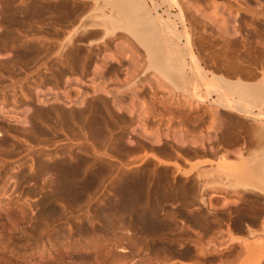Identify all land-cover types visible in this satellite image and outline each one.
<instances>
[{"label": "rangeland", "instance_id": "rangeland-1", "mask_svg": "<svg viewBox=\"0 0 264 264\" xmlns=\"http://www.w3.org/2000/svg\"><path fill=\"white\" fill-rule=\"evenodd\" d=\"M7 1H9V2H7ZM45 1H47V2H45ZM80 1V2H79ZM205 1V2H204ZM241 1L242 0H240V4H243L245 7H243V5H242V7H243V9L245 10H238V6L237 7H234V8H236V9H233V8H231L230 7V4H228L229 3V1L228 0H211V3H209L210 2V0H209V2H208V0H184L183 2H186L185 3V5H189V6H186L187 8H188V11H189V9H190V11L188 12L189 14H190V16H192V18H189L190 20H191V22L193 21V26L194 27H196L197 26V24L199 25V26H197V28H196V30L194 31V33H193V35H194V38H193V40L196 42V44H195V49L197 48V46H198V50L196 49V51L198 52L200 49V53H199V55L201 56L202 55V53H203V55L201 56L202 58H203V61H206L207 63H203L204 64V66H206V67H208L209 66V63L211 62L210 60H212L213 58V62H214V64H212V63H210L211 64V67H208V69H210V68H212V66L213 67H215L216 66V69H215V71L218 69L219 70V68H223V67H220V65H221V63L220 62H222L223 63V65H225L226 63H225V61L221 58L222 57V55L224 56V55H227V54H229V55H231V57L233 56L232 54H234V56L232 57L233 58V60H235L234 62L238 65V62H239V65L240 66H242V67H245V68H247V69H252L251 71L250 70H248L249 72H251V73H253L255 70H256V68H257V72L259 73V76H260V72H259V69H258V67H259V63H257V61L259 60V56H261L260 55V53L262 52V51H264V46H263V44L264 43H262V42H264V41H262L261 40V38H260V36H259V38H258V34H259V32H261V29H262V27L264 26V0H243V2L241 3ZM7 2V3H6ZM43 2V3H42ZM83 2H85L86 3V1H84V0H0V119L2 118V117H4V118H2V120H4V121H2V120H0V205L2 204V205H6V204H8V203H17V204H19L21 207H23V209L25 210V212L26 211H28V212H26L27 214V216H26V219H22V221H21V217H20V211L19 210H17V209H15V211L11 214L13 217V220L15 221V224H16V229H13V230H11V229H1L0 230V241H2V243L4 244V246L6 245V247H4V246H2L3 248H5V256L6 257H8L6 260L8 261V263L9 264H11V262H12V264H24V263H26V262H28V261H30V260H32V259H35L36 258V256H38V255H40V253H41V250L43 251L44 250V252L46 253L45 255H50L51 254V252H53L54 251V249L55 250H58L60 253H63L64 251H65V249L66 248H68V246H69V243H70V245L72 244V248H71V246L69 247L70 248V251H69V257H70V259H69V257H67L69 260H68V262H67V258L65 259V261L64 262H66L67 264H76L77 262L80 264L81 263V261H80V256H81V254H84V252L85 253H90V252H86V250L85 249H91L92 250V252L95 254V252L94 251H97V250H94V247H95V245H97L96 243H98L97 242V240H100L99 241V243L98 244H101V246L103 245V247H107V246H109V247H117V245H116V240L114 241V228L112 229H109L110 227L108 226V223H107V220L105 219V216L107 215V216H109L108 214H113L114 212V214L115 215H117L116 217H118L117 219H116V226L118 227V229H117V227L115 226V228L117 229L116 231H119V232H116V234H118L117 236H120L121 237V235L120 234H122V237L124 238V240L123 239H119V241H121V245H122V247H127V249L129 250V247H131L130 248V253H131V256H130V254H129V258H131V259H139V258H141L142 256L141 255H139V254H141V252H142V255H144V254H146V255H148L149 257L151 256V259H152V261H156L155 262V264L157 263V264H166V262H165V260H164V255L166 256V258L168 259V258H170L169 260L171 261H177V263L176 264H180L179 263V261H182L183 259H179V258H177L176 259V257H175V259L173 258V257H171V256H169L168 257V252H160L162 255H163V257H162V255H161V257H160V255H158V257L156 256V255H153L152 254V252L151 251H148V248L150 247V246H152V244H150V243H154V244H156V243H158V242H165V241H175V238H176V235H172L171 233L172 232H175V229L173 228L174 226L173 225H171L172 223H175V222H178L179 221V219H182V217H180L179 216V208H180V205H177L178 203H183V200H185V199H187V200H185L184 201V204H181L182 206H188L187 208L189 209H191V211L192 212H195V211H199V210H201V212L202 211H204L207 215L210 213V216H214L213 214L215 213V212H217V210H218V208L217 207H228V206H234L235 208H233V209H230V210H238V209H240V208H242V207H244V208H247V209H249V208H251V209H253V208H256V209H258V210H262L263 208H264V195L262 194V193H260V191L259 190H255V191H253L252 192V190H249V191H245V190H241L240 192L239 191H237V192H233L232 190H231V188L230 189H228V187H227V189H224V187H222L221 188V185H219L218 186V184H226V182L224 181V179H225V177L223 176V175H219L218 173L216 174V175H213L212 177H210L208 174H210V172L212 173V171H214L215 173H216V169L215 168H217V165H218V163H219V158L224 154V155H227L228 154V156L230 157V159L232 158V159H235L236 158V156L234 155V153H232V150L235 148V150H233V152H237L239 149V147L240 146H245V144H247L244 148H245V152H249V151H252V152H249V154H248V152L247 153H245V157H246V160H247V163H250V162H254V166H256L255 165V161H257L256 163L258 164V163H261V161L263 162L264 161V148H263V146H261V147H258L257 148V146L255 147L254 146V144L253 143H249V145L250 146H252V147H255V148H257L256 150H255V148H252V149H249V147H248V142L246 143V140L245 139H247V141H249L248 140V138H250V140H252L251 139V137H252V135H251V133H250V135L249 136H247V134H245V133H243L242 134V137L243 136H245V139L243 140L242 139V141L240 142V144H232L233 143V141H234V133L235 134H237V132H236V128H238L237 127V125H238V123H236V121L232 118V120L234 121V125L232 124H230V123H224L225 124V126H223L222 124H220V120L218 119V118H216V120H214L209 114H210V112H211V110L210 109H208L207 110V107L206 108H202V109H198L197 111H190V115H191V118L192 117H194V116H197V115H199L200 116V114L202 113V115H203V117H205V122H203V123H201L200 124V126L199 127H195L192 123H188V125L186 124V125H180L181 123H180V121L179 120H175L174 121V123H172V125L171 124H168V123H166V121L168 120V117L165 119L166 121H164V123L161 121V120H159V118L161 117L160 115H158V113L159 114H161V113H163V114H165V115H167L168 113H170V112H177V113H180V114H183V112L184 113H187V111L188 110H190L189 108H190V105H189V102H188V105L187 106H185V107H179V106H176L175 104H173V103H170V99H172V101H176V100H179V97H177V96H175V95H171V94H169V95H167V92L165 93L164 91H162V90H158L155 94H154V92H151L148 88V90L147 89H145L141 94H139L138 95V98L135 100V104H136V108H138L137 110H135V113H134V117H133V115H130V117H129V114L128 113H126L125 112V110L122 112H120V110H118V111H116L117 110V107H116V105L114 104V102L112 103L111 101H113L112 100V98H109V97H107L105 94V96L104 95H102L101 93H98L97 94V92L96 93H93V91L94 90H92V88H90L88 85H81V84H78L77 82H69V81H67V80H69V78H78L79 76H83V80H85V81H87V84L89 83L90 84V82L88 81L89 79H90V77H92V71H93V69H94V66L96 65V63L98 64V63H100L101 62V58L104 56V54H106V53H113V50L114 51H117V49H114L115 47H116V44H117V42L119 43V42H121L122 40H124L125 38L123 37H121V39H120V37L118 38V39H112V40H110V41H108V43L109 44H107V45H105V44H99V45H103V46H99L98 44H95V45H91V47H89L90 45H84L83 43H85L81 38H79V39H77L76 40V44L75 45H69L68 47H67V49H65V46L67 45L66 43V41H67V39L65 38V37H68V35H69V33H71V31H72V29L75 27L76 28V25H78L79 27H80V25L81 24H83L82 22H80L79 21V23H77L78 22V19H80L81 18V16L83 15V14H81V16H78L79 14H78V12H76V14H77V16H78V18H77V16L76 15H70L69 13H71L73 10H71L70 11V9L73 7L74 8V10L76 11H78V8L77 7H75V6H77L78 5V7H79V5H81ZM90 2V4L92 3V1H89ZM216 2V3H215ZM13 3V4H12ZM32 3V4H31ZM39 3H40V5H39ZM50 3V4H49ZM54 3V4H53ZM61 3H63V4H61ZM71 3H73V4H71ZM94 3V2H93ZM205 5H203V4ZM207 3V4H206ZM209 3V4H208ZM215 3V4H214ZM6 4V5H5ZM9 4H11V5H9ZM34 4V5H33ZM61 4V5H60ZM68 4V5H67ZM200 4H202V5H200ZM212 4H214V6L215 5H217L218 7H219V9L221 10L220 12H219V15H220V17L222 18V19H228V18H230V20L232 21V19L233 20H235V18H237L238 19V22H239V24L241 25L240 26V32H241V34H239V36H237V38L240 40H238L240 43H241V47L239 46V48H238V52H236V50L235 49H237V48H233V50L235 51H231L230 49H228V48H226V46L224 45V44H226L227 42H225V41H227L228 40V42H230V35L228 36H225V34H223V33H220L219 32V30H216V28L217 27H215V25L214 24H212L211 22L212 21H210L209 19L207 20V19H205L206 20V22H204L205 20L202 18V16L201 15H203V17H205V16H207L208 17V15L211 13V11H212V9H211V11H208V9L210 10V7H212L213 5ZM4 5V6H3ZM8 5H9V8H8ZM36 5V6H35ZM43 5H44V7H43ZM46 5V6H45ZM49 5V6H48ZM50 5H51V7H50ZM72 5H75V6H72ZM92 5V4H91ZM90 5V6H91ZM200 5L201 6V8H199L201 11H203V7L205 8V10L203 11V12H201L200 11V13H201V15H200V13H199V9L197 8L198 6ZM210 5V6H209ZM247 5H249L250 7H248ZM33 6V7H32ZM56 8H54V7ZM59 6H61L60 8H59ZM199 6V7H200ZM203 6V7H202ZM7 7V8H6ZM45 7H47V10H46V8ZM49 7H50V9H49ZM53 7V8H52ZM64 7V8H63ZM68 7H71V8H69L68 9ZM6 8V9H5ZM22 8V9H21ZM72 8V9H73ZM77 8V9H76ZM198 10H197V9ZM249 8V9H248ZM21 9V10H20ZM27 9V10H26ZM33 9H37L36 11L35 10H33ZM41 11H40V10ZM42 9H44V10H42ZM53 9H54V11H53ZM59 9V10H58ZM232 9V10H231ZM250 10V11H248V10ZM253 9H256L257 11H255V10H253ZM9 10V11H8ZM25 10V11H24ZM45 10H46V12L48 13V15H47V17H46V12H45ZM56 10H57V12H56ZM66 10V12H64ZM70 12H69V11ZM207 10V11H206ZM251 10H252V12L253 13H251ZM6 11V12H5ZM15 11V12H14ZM19 11V12H18ZM22 11V12H21ZM24 11V12H23ZM34 12V13H32V12ZM50 11V12H49ZM51 11H53L52 13H51ZM198 11V12H197ZM261 11V12H260ZM4 12V13H3ZM29 12V13H28ZM36 12V13H35ZM43 12V13H42ZM62 12H64V14L65 15H67V14H69V15H67L68 17H66L64 14H62ZM69 12V13H68ZM191 12V13H190ZM210 12V13H209ZM255 12V13H254ZM6 13V14H5ZM17 13H18V15H17ZM40 13V14H39ZM50 13H51V15H50ZM80 13V12H79ZM207 13H208V15H207ZM224 14V16H222L223 14ZM234 13V14H233ZM237 13V14H236ZM263 13V14H262ZM16 16H15V15ZM28 14V15H27ZM31 14V15H30ZM58 14V15H57ZM96 14V13H95ZM206 14V15H205ZM251 14V15H250ZM253 14V15H252ZM256 14V15H255ZM15 16V19L19 16V18L21 19H19L18 18V20H20L21 21V23H20V21H19V23H18V21H17V19L15 20L14 18H13V16ZM30 15V16H29ZM32 15H34V16H32ZM45 15V16H44ZM54 15V16H53ZM57 15V16H56ZM63 15V16H62ZM205 15V16H204ZM237 15V16H236ZM10 16V17H9ZM30 18H29V17ZM40 16V17H39ZM189 16V15H188ZM189 16V17H190ZM194 16V17H193ZM200 16V17H199ZM244 16V17H243ZM261 16V17H260ZM43 17V18H42ZM59 17H62V18H60L59 19ZM64 17L67 19H64ZM226 17H228V18H226ZM28 18H29V20H28ZM32 18H34V19H32ZM41 19V20H39V19ZM46 18H47V20H46ZM51 18H53V19H51ZM55 18V19H54ZM72 18H74V20L72 19ZM202 18V19H201ZM219 19L220 21L222 20V19ZM243 18V19H242ZM57 19V20H56ZM70 19V20H69ZM241 19V20H240ZM13 20H15V22H17L18 24H16V25H18V26H16L15 24H14V22H13ZM22 20H24V21H22ZM37 20V21H36ZM63 22H62V21ZM69 20V21H68ZM89 20H90V17H89ZM88 19H87V21H88V23H87V21H85V24H90L89 22L90 21H92V19L89 21ZM196 20V21H195ZM1 21H3V22H1ZM27 21H29L28 23H27ZM50 23H49V22ZM65 21V22H64ZM67 21V22H66ZM204 22L205 24H207V27H205V26H203V25H201L200 24V22ZM208 21H210V22H208ZM223 21V20H222ZM245 23H244V22ZM23 22V23H22ZM59 22V23H58ZM73 22H74V24H73ZM248 22V23H247ZM254 22H255V24H254ZM56 23V24H55ZM69 23H72V24H68ZM92 23V22H91ZM231 24H232V22H230ZM6 24H7V26H6ZM22 26H20V25ZM25 24V25H24ZM50 24V25H49ZM58 24H60L59 26H57ZM63 24V25H62ZM65 24V25H64ZM212 24V25H211ZM257 24V25H256ZM24 25V26H23ZM56 27H54V26ZM71 25V26H70ZM73 25H75V26H73ZM211 25V26H210ZM244 25V26H243ZM250 25V26H249ZM5 26V27H4ZM27 26V27H26ZM62 26H64V27H62ZM69 26V27H68ZM77 26V27H78ZM253 26H255L256 28H257V30H256V28L255 27H253ZM58 27V28H57ZM68 27V28H67ZM199 27V28H198ZM203 27V28H202ZM213 27V28H212ZM18 28V29H17ZM20 28V29H19ZM67 28V29H66ZM207 28V29H206ZM242 28H244V29H242ZM261 28V29H260ZM10 29V30H9ZM26 29V30H25ZM55 29V30H54ZM67 31H66V30ZM208 29H210V30H208ZM218 29V28H217ZM16 30H18V31H16ZM22 30V31H21ZM71 30V31H70ZM209 32H207V31ZM211 30H212V33H211ZM215 30V31H214ZM231 30V34L233 33V34H235L234 32H232V30H233V28H231L230 29ZM21 31V32H20ZM53 31V35H51L50 36V34H52L51 32ZM69 31V33H67ZM248 31H250V32H248ZM5 32H10V33H8V35H10L9 36V38H8V36L6 37V36H4V35H7V33H5ZM56 32V33H55ZM61 32V33H60ZM64 32V33H63ZM200 34H199V33ZM206 32V33H205ZM214 32V33H213ZM216 32V33H215ZM218 32V33H217ZM246 32V33H245ZM257 32V33H256ZM23 33V34H22ZM205 33V34H204ZM210 33H211V35H210ZM221 35H224L223 36V38L221 39V37L222 36H220V34ZM245 35H244V34ZM2 34H4V35H2ZM61 34V35H60ZM196 34V35H195ZM202 34H203V36H202ZM214 35V37L217 39H214V37H212L213 35ZM217 34V35H216ZM218 34H219V37H220V39L217 37L218 36ZM247 34H248V36H247ZM261 34V33H260ZM24 35V36H23ZM59 37H58V36ZM64 35V36H63ZM67 35V36H66ZM201 35V36H200ZM18 36V37H17ZM57 38H56V37ZM199 36V37H198ZM205 36V37H204ZM208 36H210V37H208ZM241 36H243V37H241ZM247 36V37H246ZM19 37H21V38H19ZM25 37V38H24ZM29 37V38H28ZM54 37V38H53ZM60 37H63L62 38V40H61V38ZM228 37H229V39H228ZM5 38H6V40H5ZM19 38V39H18ZM60 38V39H59ZM202 40H201V39ZM204 38H205V40H204ZM211 38V39H210ZM212 38H213V40H212ZM226 38H227V40H226ZM246 38V39H245ZM248 38V39H247ZM11 39V40H10ZM55 39H57V41L55 40ZM195 39H197L198 40V42H197V40H195ZM208 39V40H207ZM219 39V40H218ZM232 39V38H231ZM259 39V40H258ZM65 40V41H64ZM125 40H129V39H125ZM124 40V41H125ZM199 40H201V41H199ZM204 40V41H203ZM211 40V41H210ZM221 40V41H220ZM223 40V41H222ZM225 40V41H224ZM6 41V42H5ZM11 41V42H10ZM34 41V42H33ZM54 41V42H53ZM81 41H83V43L81 42ZM247 41V42H246ZM257 41H261V43L262 44H259V43H257ZM1 42H2V44H1ZM5 42V43H4ZM29 42V43H28ZM33 42V43H32ZM60 42V43H59ZM62 42V43H61ZM64 42H65V44H64ZM78 42V43H77ZM129 42H130V40H129ZM202 42H203V44H202ZM206 42V43H205ZM208 42V43H207ZM211 42H213V43H211ZM218 42V43H217ZM245 42V43H244ZM249 42V43H248ZM252 42V43H251ZM254 42H256V43H254ZM32 43V44H31ZM40 45H39V44ZM83 45H82V44ZM221 43H222V45H221ZM244 43V44H243ZM251 44V45H249L248 46V44ZM31 44V45H30ZM43 44V45H42ZM49 44V45H48ZM59 44V45H58ZM60 44H63V45H65L64 47L62 46V45H60ZM81 44V45H80ZM132 44V45H131ZM131 44H130V48L132 49V51H133V49H134V53H136V55L138 56V57H140V60H138V65H140V66H144V65H147V61H146V57H145V54H144V50L142 49V48H140V46L139 47H137V45L134 43V42H132V40H131ZM135 44V45H134ZM208 44V45H207ZM211 44H214V45H211ZM228 45V47H229V45H230V43H227ZM30 45V46H29ZM42 45V46H41ZM54 45V46H53ZM78 45V46H77ZM109 45V46H108ZM112 45V46H111ZM201 45V46H200ZM207 45V46H206ZM218 45H220V46H222V48L220 47V46H218ZM244 45V46H243ZM256 45V46H255ZM3 48H2V47ZM36 46V47H35ZM44 46V47H43ZM48 46V47H47ZM51 46V47H50ZM52 46H53V48H52ZM57 46V47H56ZM58 46H59V48H58ZM77 46V47H76ZM83 46V47H82ZM86 46V47H85ZM209 46H210V48H209ZM214 47V49H213V47ZM246 46H248V47H246ZM253 46V47H252ZM255 46V47H254ZM262 46V47H261ZM31 47V48H30ZM39 47V48H38ZM50 47V48H49ZM54 47H56L59 51L57 52V49L55 48L54 49ZM61 47V48H60ZM63 47V48H62ZM89 49H88V48ZM96 47V48H95ZM102 47V48H101ZM111 47H113V48H111ZM212 47V48H211ZM220 47V48H219ZM244 47V48H243ZM249 47H251V48H249ZM261 47V48H260ZM41 48H43V49H41ZM70 48V49H69ZM71 48H78V50H80V51H78V50H76V51H78V55L76 54V56H78L77 58H74L75 60H73V59H71L70 60V62H72V60L74 61V62H72V63H69V64H66L65 63V61H64V59H62L61 57H59L58 55L62 52V51H64L63 52V55H64V53H65V55H67V52H68V49L69 50H71ZM116 48H118V47H116ZM136 48V49H135ZM141 49V51H138V50H140ZM202 48H204V49H202ZM206 48V49H205ZM229 48H231L232 49V47H229ZM243 48V49H242ZM246 48H248V49H246ZM253 48V49H252ZM262 48H263V50H262ZM62 49V50H61ZM64 49V50H63ZM92 49V50H91ZM98 51H97V50ZM108 49V50H107ZM209 49H211V50H209ZM220 49V50H219ZM26 50V51H25ZM35 50V51H34ZM45 50V51H44ZM49 51V52H47V51ZM55 50V53H57V54H55L54 55V53H53V51ZM61 50V51H60ZM75 50H73V52L75 51ZM87 52H86V51ZM96 50V51H95ZM109 50H111V51H109ZM205 50V51H204ZM212 50L213 51H216V52H213L212 53ZM222 50H224V51H222ZM226 50H228V51H230V52H228V51H226ZM243 50V51H242ZM247 50V51H246ZM249 50H250V52L253 50V52H251L252 53V55L254 56H252L251 55V53L249 52ZM256 50V51H255ZM258 50H260V51H258ZM262 50V51H261ZM24 51H25V53H24ZM43 51V52H42ZM75 51V52H76ZM82 51H83V53H82ZM105 51V52H104ZM206 51H208V52H206ZM211 51V52H210ZM218 51V52H217ZM240 51V52H239ZM258 51V52H257ZM19 52V53H18ZM26 52L28 53V52H30V53H28L27 55L28 56H26L25 57V55L23 56L22 54L24 53V54H26ZM36 52H37V54H36ZM41 52V53H40ZM70 52V54H71V52H72V50L71 51H69ZM73 52H72V55H73ZM87 53L86 55H83V54H85V53ZM97 52H98V54H97ZM226 52H228V53H226ZM246 54H245V53ZM248 52V53H247ZM260 52V53H259ZM35 55H34V54ZM50 53H51V55H50ZM52 53H53V55H52ZM81 53V54H80ZM95 53H96V55H98V56H96L95 55ZM104 53V54H103ZM115 53V52H114ZM217 55H216V54ZM224 53H226V54H224ZM232 53V54H231ZM235 53H236V55H235ZM239 53V54H238ZM21 54V55H20ZM42 54H46V56L45 55H42ZM140 54V55H139ZM213 54V55H212ZM222 54V55H221ZM248 54V55H247ZM259 54V55H258ZM20 55V56H19ZM30 55V56H29ZM38 55V56H37ZM52 56L51 58H48L49 56ZM81 55V56H80ZM142 55V56H141ZM216 55V57H212V56H215ZM221 55V56H220ZM229 55H227V56H224V59H225V57H227L225 60H228L229 62H230V64L232 63L233 64V60H232V58H230V56ZM244 55V56H243ZM251 57H250V56ZM257 55V56H256ZM17 56V57H16ZM22 56V57H21ZM34 56V57H33ZM40 56V57H39ZM47 57V59L45 58V57ZM59 58H61V59H57L58 57ZM80 56V57H79ZM85 56H87V57H85ZM204 56V57H203ZM207 56H209V58L207 57ZM218 56V57H217ZM241 56V57H240ZM250 58H249V57ZM24 57H25V59H24ZM39 57V58H38ZM83 57H85V59H86V61H85V59H84V62L82 61V62H80V60H82L83 59ZM91 59H90V58ZM94 57V58H93ZM146 59H145V58ZM205 57H207L206 59H205ZM210 57H212L211 59H210ZM229 57V58H228ZM238 57V58H237ZM16 58H17V60H16ZM19 58V59H18ZM29 58V60H27ZM31 58H32V60H31ZM34 58V59H33ZM37 58H38V61H37ZM43 58H45V59H43ZM80 58V60H79V62L77 63V65H76V62H77V60ZM143 58V59H142ZM215 58H216V60H215ZM222 59V61H220L221 59ZM234 58H236L237 59V61H236V59H234ZM248 58V59H247ZM88 59V60H87ZM97 59V62L95 61ZM100 59V60H99ZM205 59V60H204ZM220 59V60H219ZM239 59V60H238ZM240 59H242L241 61H240ZM36 60V61H35ZM42 60V61H41ZM45 60V61H44ZM64 62L63 64H64V67H65V69H62V67H63V64L61 65V62L62 61ZM90 60H92V61H90ZM93 60H94V62H93ZM145 60V61H144ZM215 60V61H214ZM247 60V62H245ZM13 61H15L14 63H12ZM26 61V62H25ZM59 61H60V64H59ZM76 61V62H75ZM99 61V62H98ZM125 61H127V60H125ZM124 60L122 61V63H121V65L125 62ZM144 61V62H143ZM208 61H210V62H208ZM227 61V64L229 63ZM250 61V62H249ZM256 61V62H255ZM260 61V60H259ZM258 61V62H259ZM19 62V63H18ZM23 62V63H22ZM92 62V63H91ZM96 62V63H95ZM241 62V63H240ZM18 63V64H17ZM43 63V64H42ZM81 63H83L82 65H81V67L79 66ZM128 63V62H127ZM127 63H124L122 66L121 65H118V64H116V63H110V67H109V71L110 72H113V71H116V74H117V77H118V79L119 78H121L120 80H122V82L120 81V82H118V83H120V85L117 83V85H116V83L114 84L113 82H108V89H111V88H115V89H118V88H120V89H125L124 88V84L125 83H127L126 81H128V80H132V78L134 77L133 75H131L132 76V78H130V76H128V75H126V73L125 72H127L126 70H127V66H128V64ZM225 63V64H224ZM247 63V64H246ZM22 64V65H21ZM25 64V65H24ZM44 64H46V65H44ZM54 64V65H53ZM71 64H72V66H74V67H72L71 66ZM219 65V66H217V65ZM243 64V65H242ZM249 64V65H248ZM254 65V66H252V65ZM257 66H256V65ZM7 65V66H6ZM41 65V66H40ZM57 65V66H56ZM60 65V66H59ZM66 65V66H65ZM70 65V66H69ZM116 65V66H115ZM124 65H126V67L124 66ZM245 65V66H244ZM246 65L248 66V67H246ZM53 66V67H52ZM68 66V67H67ZM83 66H84V68H83ZM91 66V67H90ZM112 66V67H111ZM121 68H120V67ZM222 66V65H221ZM250 66V67H249ZM8 67V68H7ZM10 67V68H9ZM46 67V68H45ZM50 69H49V68ZM63 67V68H64ZM72 68L74 71L76 70V72H74L73 70H72V72L74 73V74H72V72L70 71L71 69H69V68ZM88 67V68H87ZM145 67V66H144ZM48 68V69H47ZM54 70H53V69ZM69 70H68V69ZM114 68V69H113ZM125 68V69H124ZM58 69V70H57ZM59 69H61V70H59ZM84 69L85 70H87V71H84ZM90 71H89V70ZM120 70V73H119V70ZM214 69L212 68V69H210V70H213L214 71ZM52 70H53V72H52ZM55 70H57V71H55ZM68 70V71H67ZM78 70V71H77ZM80 70H81V72H80ZM254 70V71H253ZM55 71V72H54ZM60 73H59V72ZM64 71V72H63ZM67 71V72H66ZM85 72V74H84V72ZM118 71V72H117ZM220 71V70H219ZM59 74H58V73ZM62 72L64 73V75H61L62 74ZM65 72H66V75H65ZM80 72V73H79ZM82 72H83V74H82ZM87 72H88V74H87ZM217 72V71H216ZM221 72V71H220ZM52 73V74H51ZM57 73V74H56ZM256 72H254V74H255ZM258 73H256L257 75H258ZM51 74V75H50ZM72 74V75H71ZM78 74V75H77ZM90 74H91V76H90ZM120 74V75H119ZM138 74V73H137ZM55 76V78L57 79L58 77V79L56 80V82H57V84L55 83V81H54V76ZM57 75H59V76H57ZM76 75V76H75ZM85 75V76H84ZM123 75V76H122ZM127 76V78H126V76ZM152 75V76H151ZM257 75H255V78H259V76H257ZM57 76V77H56ZM65 76H67V77H65ZM78 76V77H77ZM109 75L107 74V76L106 77H108ZM125 76V77H124ZM251 76H253L254 77V75H251ZM250 76V77H251ZM257 76V77H256ZM61 77V78H60ZM150 77H153V74H150V75H148V78H150ZM252 77V78H253ZM51 78V79H50ZM66 79V80H64V79ZM109 78V77H108ZM108 78H106L107 80H108ZM125 78V79H124ZM130 78V79H129ZM147 78V77H146ZM251 78V79H252ZM255 78H253V79H255ZM257 78V81H256V79L255 80H250V78H244L246 81H249V82H251L252 81V83H258L259 81V79ZM61 81H60V80ZM127 79V80H126ZM248 79V80H247ZM125 82H124V81ZM143 80H145V79H143ZM42 81V82H41ZM50 81V82H49ZM64 81V82H63ZM52 82V83H51ZM60 82V83H59ZM62 82V83H61ZM124 82V83H123ZM45 83V84H44ZM53 83H55V84H53ZM65 83V84H64ZM70 83V84H69ZM122 83H123V85H122ZM51 84V85H50ZM53 84V85H52ZM25 85V86H24ZM52 86V87H50V86ZM73 85H74V88H73ZM80 85V86H79ZM56 86V87H55ZM67 86V87H66ZM71 86H72V88H71ZM78 86V89L79 88H82V89H79V93H78V89L76 88ZM88 88H87V87ZM115 86H118V87H115ZM63 87V88H62ZM83 87H85V88H83ZM24 88V89H23ZM70 88H71V90H70ZM49 89H50V91H49ZM53 89V90H52ZM21 90H22V92H21ZM32 90V91H31ZM67 90V91H66ZM126 90V89H125ZM77 93H76V92ZM80 91L82 92H84V93H80ZM148 91V92H147ZM14 92V93H13ZM24 92V93H23ZM31 94H30V93ZM58 92V93H57ZM67 94H66V93ZM91 92V93H90ZM162 92V93H161ZM40 93V94H39ZM54 93V94H53ZM56 93V94H55ZM69 93V94H68ZM127 93V94H126ZM13 94V95H12ZM26 94V95H25ZM33 94V95H32ZM39 94V95H38ZM47 94V95H46ZM58 94V95H57ZM84 94V95H83ZM87 94H89V95H86ZM91 94V95H90ZM92 94H94V96L92 95ZM99 94H101L102 96H100ZM126 94V95H125ZM125 97L126 98H129V94H130V91L129 90H126L125 91ZM164 94V95H163ZM11 95V96H10ZM30 95V96H29ZM41 95H44V96H41ZM61 95H63V96H61ZM66 95H67V97H66ZM82 95V96H81ZM98 97H97V96ZM128 95V96H127ZM147 95V96H146ZM16 96V97H15ZM37 96H38V98H37ZM57 96H59L58 98L59 99H57ZM65 96V97H64ZM85 96V97H84ZM12 97V98H11ZM18 97V98H17ZM52 97H54V99L52 98ZM76 97V98H75ZM101 97V98H100ZM124 97V96H123ZM125 97H124V104H129V106L128 107H130V102H131V99L130 100H128V99H126L125 100ZM10 98V99H9ZM47 98V99H46ZM70 98V99H69ZM72 98V99H71ZM84 98H87V99H84ZM7 99V100H6ZM16 99V100H15ZM37 99H38V101L40 102H38L37 101ZM40 99H42V100H40ZM46 99V101L47 100H49V101H47V103L44 101V100ZM52 99V100H51ZM62 101H61V100ZM91 100V102H90V100ZM93 99V100H92ZM96 99V100H95ZM100 99V100H99ZM104 99V100H103ZM108 99V100H107ZM111 99V100H110ZM14 100H15V102H14ZM57 101V100H59V101H61V102H64V103H62L61 104V102H59V101H57V102H53V101ZM68 100V101H67ZM74 100V101H73ZM82 100H85V103L87 104V105H90V106H93V107H91L90 109H92L93 110V112L94 111H96V112H91V115H90V117L87 119L88 120V122H85V123H87V124H84L83 122L84 121H86V120H82V119H80L82 116V114H79L80 115V117H79V115H77L78 113H80V111L79 110H82L81 108L82 107H80L81 105V101ZM107 101V103H106V101ZM142 100H145L144 101V103L142 102ZM168 100V101H167ZM94 101V102H93ZM96 101V102H95ZM103 101H105L104 103H103ZM128 101H129V103H128ZM180 101V100H179ZM18 102V103H17ZM44 102V103H43ZM51 104H50V103ZM66 102L69 104L70 103V105H68V104H66ZM74 102V103H73ZM139 102V103H138ZM152 102V103H151ZM181 102V101H180ZM15 103V104H14ZM17 103V104H16ZM54 103V104H53ZM75 103H77L76 105H75ZM78 103H79V105H78ZM90 103V104H89ZM91 103H93V105L91 104ZM95 103V104H94ZM97 103L99 104L98 106H97ZM105 103H106V105H108V106H110V107H108L107 109H108V111L110 110L111 112H108L107 110V115L104 113V112H106L105 110H104V112H103V108L104 107H107V106H104V107H100L101 105H105ZM138 103V104H137ZM182 103V102H181ZM20 104V105H19ZM44 104V105H43ZM58 104V106H56ZM67 105V107H66V105ZM111 104V105H110ZM142 104H143V106H142ZM145 104V105H144ZM154 104V105H153ZM167 104V105H166ZM183 104V103H182ZM45 105H46V107H45ZM75 105V106H74ZM97 107V108H95V106ZM112 105H113V107H112ZM17 106V107H16ZM47 106H48V109H47ZM59 106H60V109H59ZM61 106H62V109H61ZM68 106H70L71 107V109H70V107H68ZM89 106V107H90ZM115 106V107H114ZM189 106V107H188ZM193 107H194V105H192ZM39 107H42V109L40 110V108ZM49 107H51V108H49ZM53 107V108H52ZM57 107V108H56ZM143 107V108H142ZM179 107V108H178ZM36 108H37V110H36ZM45 108V109H44ZM74 108V109H73ZM75 108H77V109H79V110H77V109H75ZM99 108H101V110L99 109ZM109 108H113L112 110L111 109H109ZM212 108V107H211ZM16 109V110H15ZM26 109H28L29 111H27L29 114L31 113V112H34V114L33 113H31L30 114V116H29V114L27 113V114H25L26 113ZM31 109H34L33 111L31 110ZM58 109V110H57ZM95 109V110H94ZM100 111H99V110ZM104 109H106V108H104ZM114 109H116V110H114ZM31 110V111H30ZM44 110V111H43ZM47 110V111H46ZM52 110H54V111H52ZM68 112H67V111ZM75 110V111H74ZM114 110V111H113ZM204 110V111H203ZM207 110V111H206ZM20 111H21V113H20ZM37 111V112H36ZM38 111L40 112V115L38 116L37 115V117H34V115L36 116V114H38ZM42 111H43V114H42ZM52 111V112H51ZM65 111V112H64ZM73 111V112H72ZM77 111V112H76ZM79 111V112H78ZM142 111V112H141ZM145 112V114H144V112ZM170 111V112H169ZM209 111V112H208ZM23 112H25L24 113V115L22 114ZM57 112V113H56ZM114 112V113H113ZM139 112V113H138ZM156 112H158L157 114H156ZM168 112V113H167ZM174 112V113H175ZM189 112V111H188ZM10 113H12V114H10ZM46 113V114H45ZM54 113H56V115L54 114ZM61 113V114H60ZM76 114V116H78L77 118L80 120V121H78V119H77V121L76 120H72V118H71V115L72 114ZM81 113H82V111H81ZM100 114V113H102L101 115H103L101 118L103 119V121H102V119H100V121H101V123H100V125H101V127H107V129L106 128H104V135H109V138H110V140L108 139L107 140V138H108V136H101V138H99V135L97 134V128H95L96 126H95V123H94V121L96 120V119H98L101 115H97L96 116V114ZM111 113V114H110ZM118 113V114H117ZM126 113V114H125ZM141 113V114H140ZM20 114V115H19ZM44 115L42 118H41V116L42 115ZM59 114V115H58ZM62 114H64V115H62ZM68 114H71V115H68ZM144 114V116L142 117V115ZM148 114H150V115H148ZM11 115V116H10ZM17 115V116H16ZM21 115H23V116H21ZM26 115V116H25ZM28 115V116H27ZM66 115V116H65ZM124 115H126L125 117H123ZM194 115V116H193ZM207 115H209V117L207 116ZM13 116V117H12ZM15 116H16V118H15ZM25 116V117H24ZM95 116V117H94ZM99 116V117H98ZM105 116V117H104ZM132 116V117H131ZM139 116L141 117V118H139ZM152 116H154L153 118H152ZM157 116H160L159 118L157 117ZM19 117V118H18ZM23 117H24V119H23ZM26 117H28V119L29 118H31V120H33V122H31V120H28V119H26ZM33 117V118H32ZM51 117V118H50ZM65 117H67L66 119H65ZM119 118V119H117V118ZM145 117V118H144ZM11 118H13L12 120H11ZM14 118H15V120H14ZM35 118H37V120H35L34 121V119ZM39 118H41L40 120H39ZM48 118V119H47ZM50 118V119H49ZM68 118H70V122H69V119ZM94 118V119H93ZM110 118V119H109ZM121 118H124V119H122V121H121ZM143 118H144V120H143ZM17 119V120H16ZM104 119H108V122L106 121V120H104ZM132 121H131V120ZM137 119H139V120H137ZM147 119V120H146ZM158 119V120H157ZM208 119V120H207ZM25 121L26 123H23V124H25V125H21L20 123H22V121ZM46 122H45V121ZM47 120H49V121H47ZM52 120V121H51ZM73 122H72V121ZM117 120V121H116ZM125 120V121H124ZM130 120V121H129ZM140 120H141V122H142V120H143V122L146 124V126H147V136H146V138H145V136L144 135H146V134H144V133H142V131H140V124H141V122H140ZM152 120V121H151ZM211 122H210V121ZM213 120V121H212ZM219 120V121H218ZM15 121H16V123H15ZM20 121V122H19ZM44 121V122H43ZM106 121V122H105ZM113 121V122H112ZM121 123H120V122ZM127 121V122H126ZM147 121V122H146ZM162 123H161V122ZM223 127H221L220 125H218V123ZM4 122V123H3ZM41 122V123H40ZM74 122H76V123H74ZM82 122V123H81ZM107 123L108 125H109V130H108V125H106L105 126V124L103 125V123ZM116 122H118V124L116 123ZM131 122V123H130ZM214 122V123H213ZM251 121H248L247 122V124L249 123V126L250 125H253L254 124V122H251ZM29 123H30V126H29ZM68 123V124H67ZM130 123V124H129ZM137 123V124H136ZM151 123V124H150ZM160 123H161V125H160ZM211 123L212 124H215V123H217V124H215L214 126L212 125L211 126ZM236 123V124H235ZM253 123V124H252ZM36 124V127H34V125ZM58 124V125H57ZM70 124V125H69ZM72 124V125H71ZM85 125L84 127L82 126V125ZM90 124V125H89ZM111 124V125H110ZM123 124V125H122ZM139 124V125H138ZM165 124V125H164ZM168 124V125H167ZM191 124V125H190ZM206 125V127H205V125ZM5 125H7V126H5ZM11 125H13V126H11ZM15 125V126H14ZM21 127H20V126ZM26 125H28V126H26ZM76 125V126H75ZM113 125H114V127H113ZM122 125V126H121ZM142 125H143V123H142ZM202 125V126H201ZM228 125V126H227ZM33 126V127H32ZM53 126V127H52ZM56 126V129H54V127ZM70 126H72V127H70ZM88 126H89V129H88ZM90 126H92L91 127V129L93 130H91L90 129ZM93 126H95V127H93ZM110 126H111V129H110ZM117 126V130H116V127ZM137 128H136V127ZM139 126V127H138ZM172 126V127H171ZM208 126V127H207ZM236 126V127H235ZM11 127H13V128H11ZM14 127L16 128V130H14ZM23 127V128H22ZM47 127V128H46ZM59 127V128H58ZM79 127V128H78ZM157 127V128H156ZM167 129H166V128ZM212 127H213V129H212ZM221 127V128H220ZM226 127H228V128H226ZM6 128V129H5ZM9 128V129H8ZM10 128H11V130H10ZM37 128V129H36ZM44 128V129H43ZM48 128H51V129H48ZM58 128V129H57ZM61 128V129H60ZM62 128H63V130H62ZM85 128H86V131L87 132H84L85 131ZM120 128V129H119ZM163 128V129H162ZM170 128V129H169ZM178 128V129H177ZM210 130H209V129ZM217 128H219V131L220 130H223V131H221V133L219 132L218 133V129ZM22 129V130H21ZM27 129H29L28 131H27ZM32 129H34V131L32 130ZM66 129V130H65ZM76 129H77V131H76ZM82 130V133H81V131L80 130ZM89 131H88V130ZM94 129H95V131H94ZM133 129V130H132ZM136 129H137V131H136ZM154 129V130H153ZM169 129V130H168ZM173 129H175V131L173 130ZM183 129H185V130H183ZM203 129V130H202ZM207 129V130H206ZM45 130V132H41V131H44ZM53 130V131H52ZM106 130V131H105ZM107 130H108V132H107ZM130 130H132V131H130ZM135 130V131H134ZM149 130H151L150 132H149ZM152 130H153V132H152ZM158 132H157V131ZM164 132H163V131ZM230 130V131H229ZM8 131V132H7ZM15 131V132H14ZM16 131H17V133H16ZM20 131H24L23 133H21ZM30 131V132H29ZM65 133H64V132ZM80 131V132H79ZM90 131H92L93 133H95V135L96 136H98V138L99 139H101V141L95 136V135H93V133L91 132V133H89ZM111 131V132H110ZM113 131V132H112ZM117 131V132H116ZM119 131V132H118ZM125 131V132H124ZM133 131H134V133H133ZM139 131V132H138ZM172 131V132H171ZM177 131H179V133L177 132ZM186 132V134H185V132ZM191 131V132H190ZM197 131V132H196ZM210 131V132H209ZM217 131V132H216ZM25 132H28V133H26V135H25ZM37 132V133H36ZM52 132V133H51ZM61 132V133H60ZM79 132V133H78ZM132 132V133H131ZM149 132V133H148ZM169 132H170V134H169ZM174 132H175V134H174ZM177 132V133H176ZM182 132H184V133H182ZM201 134H200V133ZM226 132V133H225ZM228 132V133H227ZM230 132V133H229ZM232 132V133H231ZM7 133V134H6ZM13 133V134H12ZM20 133V134H19ZM42 133V134H41ZM70 133V134H69ZM84 133V134H83ZM86 133H87V135H86ZM88 133H89V135H88ZM111 133H113V134H111ZM116 133V134H115ZM118 133V134H117ZM138 133V134H137ZM143 135H141V134ZM151 133V134H150ZM157 134V133H160L161 134V136L163 135V133H164V135L162 136V141H161V145H153V144H151L152 143V137H151V135L152 134ZM167 133V134H166ZM185 134V136H187V139L188 138H192L193 139V137L195 138V137H197V138H195L196 140L197 139H199V136L200 137H202L203 138V136H205L206 137V134H207V136L209 135V133H210V137L208 136V138H203V139H205V141L203 140V142L202 143H204V145H200V144H202L200 141H201V138L199 139L200 141H197V142H199L198 143V147H195V146H197V145H195L194 146V144H191V143H193V142H189L190 144H189V147L187 146V148L184 146L183 147V145L181 144V143H179V141H176V139H177V134ZM189 133V135H187ZM193 133H194V136H193ZM198 133H199V135H198ZM205 133V134H204ZM214 133H216L215 135H216V137H215V135H213ZM224 133H225V135H224ZM18 134V135H17ZM28 134V135H27ZM33 134V135H32ZM36 134V135H35ZM49 134V135H48ZM59 134V135H58ZM78 134H79V136H78ZM121 134V135H120ZM125 134H126V136H125ZM192 134V135H191ZM196 134L198 135V136H196ZM219 134V135H218ZM245 134V135H244ZM32 135V136H31ZM47 135V136H46ZM53 135H54V137H53ZM80 135H83V136H80ZM92 137H91V136ZM110 135H112V136H110ZM127 135H129V136H127ZM134 135V136H133ZM139 135V136H138ZM140 135L143 137V139H142V137H140ZM149 135V136H148ZM165 135H167V136H165ZM174 135V136H173ZM176 135V136H175ZM201 135H203V136H201ZM26 136H27V138L29 137V136H31L30 137V140H28L27 138H26ZM34 136V137H33ZM35 136H36V138H35ZM43 136L45 137V138H43ZM66 136H68V137H66ZM79 137V138H77V137ZM119 136H120V138H119ZM121 136H123V137H121ZM169 136V139L167 138ZM190 136V137H189ZM193 136V137H192ZM212 136L213 137H215V138H213L214 140H215V142H214V144H213V139H212ZM223 136V138H221V137ZM231 136V137H230ZM247 136V137H246ZM251 136V137H250ZM19 139H18V138ZM39 137H40V139H39ZM46 137L47 138H49L48 139V141L46 140ZM84 137V138H83ZM89 137V138H88ZM94 137H96L95 138V140L93 139ZM107 137V138H106ZM116 137V138H115ZM176 137V138H175ZM225 137H227V138H225ZM230 139H229V138ZM86 138H88V139H86ZM92 138V140H90ZM105 140H104V139ZM119 138V139H118ZM129 138H130V140L132 139V140H134V143L135 144H133V141L131 140H129ZM148 138H149V142H147L148 141ZM173 138V139H172ZM212 139V143H211V139ZM225 138V139H224ZM232 138H233V140H232ZM253 138V137H252ZM5 139V142L3 141ZM17 139V140H16ZM21 139V140H20ZM25 139V140H24ZM33 139H34V142H35V144H34V142H33ZM43 139V140H42ZM51 139H53V140H51ZM67 139V140H66ZM69 139V140H68ZM73 139V140H72ZM96 139H98L99 141H100V143H99V141H98V143H97V141H96ZM103 139V140H102ZM118 139V140H117ZM141 139V140H140ZM146 139V140H145ZM165 139H167V140H165ZM208 139H209V141H208ZM217 139V140H216ZM21 142H20V141ZM23 140V141H22ZM31 140H32V142H31ZM41 142H40V141ZM45 140V141H44ZM79 140V141H78ZM86 140V141H85ZM93 140L96 142H93ZM121 140V141H120ZM123 140V141H122ZM129 141L128 143H125V142H127V141ZM155 139L153 138V141H154ZM178 140V139H177ZM190 140V139H189ZM29 141H30V143H29ZM104 141V142H103ZM106 141L108 142V143H106ZM144 141V142H143ZM151 141V142H150ZM156 141V140H155ZM176 141V142H175ZM225 141V142H224ZM226 141H227V145H226ZM232 143H231V142ZM4 142V143H3ZM11 142L12 143V145L10 146V145H8L9 143ZM18 142V143H17ZM36 142H37V144L40 146H38V145H36ZM45 142V143H44ZM48 142V143H47ZM50 142V143H49ZM55 142V143H54ZM92 142V143H91ZM121 143V144H119V143ZM133 144V146H132V144ZM212 145L211 147H214V149L218 152H214L213 154H211L210 152L208 153L207 151H209L208 150V148L210 147V144ZM219 142V143H218ZM224 142V143H223ZM228 142H230V143H228ZM250 142H252V141H250ZM10 143V144H11ZM13 143H16V144H13ZM54 143V144H53ZM103 143V144H102ZM126 145H125V144ZM138 143V144H137ZM150 143V144H149ZM178 143V144H177ZM207 143V144H206ZM217 143H218V145H217ZM20 144V146L18 147V145ZM24 146V148H23V146ZM48 144H49V146H48ZM51 144V145H50ZM53 144V145H52ZM89 144V145H88ZM91 144V145H90ZM114 144H115V146H114ZM119 144V145H118ZM141 144V145H140ZM147 144V145H146ZM154 144H156V142L154 143ZM168 144H170V145H168ZM177 144V145H176ZM215 144H216V146H215ZM231 144V145H230ZM242 144V145H241ZM244 144V145H243ZM15 145H16V147H15ZM28 145V146H27ZM32 147V148H30V146ZM42 145V146H41ZM44 145V146H43ZM45 145H47V146H45ZM87 145V146H86ZM100 145V146H99ZM105 145V146H104ZM114 146V148H112L113 146ZM117 145V146H116ZM142 148H140L139 146ZM145 145V146H144ZM149 145H151V146H149ZM152 145H153V147H152ZM172 145V146H171ZM178 145L180 146V145H182L181 147H178ZM200 145V146H199ZM220 145V146H219ZM234 147H233V146ZM14 146V147H13ZM99 146V147H98ZM138 146V147H137ZM144 146V147H143ZM162 146V147H161ZM206 148V155H205V152H201L199 149H200V147L201 148H203L202 149V151H204V147ZM209 146V147H208ZM225 146V147H224ZM232 146V147H231ZM236 146V147H235ZM3 147L6 149H4L5 150V152H4V150H3ZM22 147V148H21ZM35 147V148H34ZM44 147V148H43ZM46 147V148H45ZM50 147V148H49ZM59 147V148H58ZM61 147V148H60ZM95 147V148H94ZM102 147V148H101ZM120 147V148H119ZM135 147V148H134ZM191 147H193V148H191ZM216 147V148H215ZM220 147V148H219ZM225 149V151H224V149ZM228 147V148H227ZM54 148H56V150L57 151H55V149ZM68 150H67V149ZM110 148H112L111 150H110ZM119 148V149H118ZM131 148V149H130ZM140 148V149H139ZM147 148H150L149 150L147 149ZM152 148H154V149H152ZM180 150H179V149ZM190 148V149H189ZM236 148H237V150H236ZM242 148V147H241ZM240 148V149H241ZM260 148H263V149H260ZM12 149H14V150H12ZM20 149V150H19ZM25 149H26V152H24L25 151ZM29 149V150H28ZM35 149H37V150H35ZM62 149V150H61ZM65 149V150H64ZM70 149V150H69ZM122 149V150H121ZM126 149H127V151H126ZM144 149V150H143ZM156 149H157V152H156ZM168 149H169V151H168ZM184 149V150H183ZM192 149V150H191ZM221 149V150H220ZM229 149L231 150V151H229ZM249 149V150H248ZM16 150H17V152H16ZM102 150V151H101ZM119 150V151H118ZM139 150H142L141 152L139 151ZM166 151V152H164V151ZM183 150V151H182ZM190 150V151H189ZM195 150H197L198 152L200 151V155H203V153H204V155H205V157H207V155H208V158H210V164L209 165H205V166H202V168L201 167H199V169L200 170H202L204 167L206 168L205 170H206V172L208 173L207 175L209 176H207V179H206V177L205 178H203V180L205 179V182H203V180H197L198 178H197V174H198V172L200 171L199 169H197L196 171H193L190 175H188V176H184V175H182L181 173H178L177 172V168H176V166H178V167H180V169H181V172H183V170L186 168V169H188V167L190 168V163H189V161L191 160V162H195L194 161V152L193 151H195ZM214 150V151H215ZM226 150H227V152L229 151V153H227L226 152ZM254 150V151H253ZM14 151V152H13ZM61 151V152H60ZM71 151V152H70ZM85 151V152H84ZM100 151V152H99ZM106 151V152H105ZM111 151V152H110ZM127 152V153H125V152ZM135 151V152H134ZM144 151H146V153L144 152ZM153 151V152H152ZM178 153H176V152ZM222 151H224L223 153H222ZM75 152H76V154H75ZM102 152V153H101ZM114 152V153H113ZM121 152H122V154L124 155H122L121 154ZM131 152V153H130ZM136 153V154H138V155H136V154H134V153ZM139 152V153H138ZM154 152H156V153H154ZM185 152V153H184ZM231 152V153H230ZM253 152H254V154H253ZM8 155H7V154ZM28 153H30L31 155L30 156H28L29 154ZM58 153V154H57ZM64 153V154H63ZM78 153V154H77ZM82 153V154H81ZM86 153V154H85ZM95 153V154H94ZM106 153V154H105ZM133 153V154H132ZM145 153V154H144ZM148 153V154H147ZM158 153V154H157ZM163 153V154H162ZM167 153H169V155H167ZM170 153H172V156H171V154ZM183 153V154H182ZM54 154V155H53ZM63 154V155H62ZM92 154V155H91ZM111 154H112V156L114 157V158H109L110 156H111ZM116 154H117V156H116ZM179 154H182L183 156H184V158H185V160H184V158L182 157L181 158V156L179 157ZM185 154V155H184ZM186 154H187V157H185L186 156ZM211 154V155H210ZM219 154H220V156H219ZM222 154V155H221ZM3 155V156H2ZM6 155V156H5ZM105 155V156H104ZM145 155V156H144ZM157 155H159L160 157L158 158L157 157ZM166 155H167V157H166ZM209 155H210V157H209ZM214 155V156H213ZM216 155H218V156H216ZM9 156V157H8ZM27 156V157H26ZM34 156V157H33ZM37 156V157H36ZM41 156V157H40ZM93 158H92V157ZM164 156V157H163ZM168 156L170 157V158H168ZM178 158H177V157ZM191 158V159H189V157ZM216 156V157H215ZM234 156V157H233ZM248 156H249V159H248ZM251 156V157H250ZM69 157H71V159L73 160V162L72 161H70L71 159L69 158ZM88 157V158H87ZM101 158V159H99V158ZM131 157V159H129ZM163 157V158H162ZM212 157V158H211ZM253 157H255V158H253ZM50 158V159H49ZM54 158V159H53ZM86 158V159H85ZM120 158H121V160H120ZM128 158V159H127ZM161 158V159H160ZM165 158V159H164ZM215 158H218L217 160L215 159ZM19 159V160H18ZM36 159V160H35ZM70 159V160H69ZM94 161H93V160ZM96 159V160H95ZM123 159V160H122ZM127 160V161H125V160ZM159 159L160 160H166L169 164H161V162L159 161ZM172 159V160H171ZM183 159V160H182ZM186 159H188L189 161L188 162H186ZM197 159V158H196ZM195 159V160H196ZM33 160V161H32ZM35 160V161H34ZM39 160H41V162L39 161ZM63 160H65L66 162H71L73 165H75V164H77V166H81L82 165V163L84 164L85 162H86V164H84L86 167V169L83 167L84 165H82L81 166V168L82 169H85L84 171H86V173H83L82 172V174L83 175H79L78 177H77V180L75 179V184H76V186L78 185H82L81 186V188H80V186H79V191H78V194L79 193H81V191L84 193V194H82L81 193V197L80 198H78L77 200H80V203L78 202L77 203V201L75 200V204L73 203V202H67V203H64L63 202V200L64 199H62V202L59 200V196H60V199L62 198L61 197V193L58 191V190H56V191H54L55 189H57V180H59V176H55V174L56 175H59V174H57L58 172H56L55 173V171L53 172V171H51V170H49V164L51 163H57V162H61V161H63ZM114 160V161H113ZM171 160V161H170ZM57 161V162H56ZM65 161H63V162H65ZM81 161V162H80ZM84 161V162H83ZM91 161V162H90ZM101 161V162H100ZM126 162V164L124 163V164H122L123 162ZM134 161V162H133ZM250 161V162H249ZM259 161V162H258ZM33 162V163H32ZM49 162V163H48ZM38 163H40V164H38ZM44 165H43V164ZM54 163V164H55ZM81 163V165H78V164H80ZM93 163V164H92ZM95 163V164H94ZM107 163V164H106ZM110 163H112V166H111V164ZM146 163V164H145ZM30 164V165H29ZM42 164V165H41ZM45 164H47V165H45ZM50 164V165H51ZM89 166H88V165ZM92 164V165H91ZM108 164H110V165H108ZM189 164V165H188ZM32 165H34V166H32ZM40 165V166H39ZM53 165V164H52ZM106 165V167H103V166H105ZM113 165H116V166H113ZM138 165V166H137ZM213 165V166H212ZM30 166L32 167V169L30 168ZM38 166V167H37ZM111 166V167H110ZM129 166V167H128ZM156 166V167H155ZM43 167V168H42ZM112 169V167H114L112 170L110 169V168ZM119 167V168H118ZM163 167V168H162ZM214 169H213V168ZM102 168L104 169V171L102 170ZM107 168V169H106ZM142 168V169H141ZM207 168H208V170H207ZM253 168V167H252ZM254 168H258V167H254ZM259 168H260V166H259ZM259 168L257 169V171L259 170ZM48 169V170H47ZM176 169V170H175ZM185 169V170H186ZM212 169V170H211ZM255 169V170H256ZM42 170H43V172H44V174H42L41 175V173L40 172H42ZM46 170V171H45ZM102 170V171H101ZM108 170V171H107ZM128 170V171H127ZM150 170V171H149ZM154 170V171H153ZM166 170V171H165ZM173 170V171H172ZM211 170V171H210ZM216 170V171H215ZM47 171H50V172H47ZM97 171V172H96ZM98 171H101V172H98ZM106 171V172H105ZM112 171V172H111ZM115 171V172H114ZM210 171V172H209ZM42 172V173H43ZM45 172H47L46 174H45ZM104 174H103V173ZM108 172L111 174V176H110V174H108ZM114 172V173H113ZM130 172V173H129ZM153 172V173H152ZM212 173V174H215V173ZM250 172H252V173H250L251 174V176H254V177H256V176H259V174L258 173H253V170L251 169V171ZM50 173V174H49ZM52 173V174H51ZM95 173V174H94ZM102 173V174H101ZM138 173V174H137ZM150 173V174H149ZM164 173V174H163ZM173 173H175V174H173ZM37 174H39V175H37ZM48 174V175H47ZM93 174V175H92ZM116 174V175H115ZM145 174V175H144ZM160 174H162V175H160ZM181 174V175H180ZM196 174V175H195ZM256 174H258V175H256ZM25 177H23V176ZM26 175V176H25ZM28 175V176H27ZM44 175V176H43ZM99 175H102V176H99ZM106 175V176H105ZM149 175V176H148ZM167 175V176H166ZM170 175V176H169ZM38 176V177H37ZM47 176V177H46ZM52 176V177H51ZM53 176H54V178H53ZM94 176H96V178H94ZM109 176V177H108ZM123 176V177H122ZM133 176V177H132ZM140 176V177H139ZM144 176V177H143ZM152 176V177H151ZM175 176V177H174ZM215 176V177H214ZM19 177H21V178H19ZM42 177V178H41ZM44 177V178H43ZM56 177V178H55ZM83 177V178H82ZM91 177H92V179H91ZM98 177V178H97ZM104 177H107V178H104ZM159 177V178H158ZM195 177V178H194ZM214 177V178H213ZM220 179H219V178ZM224 177V178H223ZM19 178V179H18ZM79 178V179H78ZM81 178V179H80ZM110 178V179H109ZM135 178V179H134ZM152 178V179H151ZM156 180H155V179ZM197 178V179H196ZM26 179V180H25ZM36 179V180H35ZM42 179V180H41ZM53 179H55L54 181H56V184L54 183V181H53ZM91 179V180H90ZM105 179V180H104ZM124 181V183L125 182H127L129 185H131V186H129L127 183H125V184H127V186H129V190H132L131 192H132V194H133V196H134V198H135V196H136V202H137V204L140 206L141 204H143V205H145V203L147 202V203H149V205L152 207L151 209H156V207H160V208H157L158 210H159V214H158V217L160 218V222H157V226L156 227H153L151 230H148V233H147V230L146 231H144V230H142V227H141V225L139 226V224L136 226L135 224H137L135 221H130V220H133L132 219V217H130V216H128L127 214H125L126 215V217H125V215L124 214H121L120 213V215H119V212H117L118 211V209H120V207L119 206H117V205H119L118 203H120V197L122 196L121 194H122V192L120 191L121 189H122V187L125 185L124 183L122 184V180ZM132 179V180H131ZM137 179V180H136ZM146 179V180H145ZM151 179V180H150ZM211 179V180H210ZM219 179V180H218ZM19 180V181H18ZM40 180V182H38ZM85 180H86V182H85ZM96 182H95V181ZM101 180V181H100ZM102 180H103V182H102ZM119 180V181H118ZM130 182H128V181ZM139 180V181H138ZM196 180V181H195ZM216 182H215V181ZM78 181V182H77ZM121 181V182H120ZM133 181H135L134 183H133ZM145 181V184L143 183ZM148 181V182H147ZM171 181V182H170ZM187 181V182H186ZM198 181V182H197ZM200 181V182H199ZM202 181V182H201ZM209 181H212V182H209ZM219 181V182H218ZM222 181V182H221ZM77 182V183H76ZM81 182V183H80ZM86 184H85V183ZM87 182H89V184H91L90 186H88L87 184ZM94 182V183H93ZM100 182V183H99ZM138 182V183H137ZM140 182V183H139ZM225 182V183H224ZM79 183V184H78ZM93 183V184H92ZM96 183V184H95ZM123 185V186H120L121 184ZM133 183V184H132ZM200 183V184H199ZM202 183V184H201ZM212 184L206 191H204V192H202L201 193V188H202V186H204L205 184ZM215 183H218L217 185H216V187H215ZM38 184V185H37ZM40 184V185H39ZM45 184H47L48 186H51V187H54V185L56 186V187H54V188H50V187H48L47 185H45ZM84 184H85V186H84ZM98 184V185H97ZM138 184H141V185H138ZM148 184V185H147ZM161 184V185H160ZM180 184V185H179ZM196 184V185H195ZM256 184H257V186H259V189H260V187L262 188V187H264V180L262 179V178H260V177H257L256 178ZM42 185V186H41ZM44 185H45V188H44ZM87 185V186H86ZM101 185H103V186H101ZM143 185V186H142ZM151 185V186H150ZM184 185V186H183ZM191 185V186H190ZM200 185H202V186H200ZM213 185H214V187H213ZM116 186V187H115ZM119 186V187H118ZM136 186L138 187V186H140V188H136ZM148 186H150V187H148ZM169 186V187H168ZM173 188H172V187ZM193 186H197L196 187V189H195V187H193ZM217 186H218V188H217ZM40 187L42 188V189H40ZM47 187V188H46ZM87 187V188H86ZM101 187V188H100ZM161 187H163V188H161ZM180 187V188H179ZM189 187V188H188ZM192 187V188H191ZM226 187V186H225ZM97 188H98V190H97ZM121 188V189H120ZM131 188V189H130ZM134 188V189H133ZM135 188H136V190H135ZM157 188V189H156ZM171 188H172V190H171ZM212 188V189H211ZM215 188V189H214ZM82 189V190H81ZM89 189V190H88ZM114 189V190H113ZM120 189V190H119ZM145 189H148V190H145ZM175 189V190H174ZM192 189V190H191ZM84 190V191H83ZM85 190H87V192L85 191ZM92 190V191H91ZM97 190V191H96ZM117 190H119V191H117ZM135 191V193H134V191ZM156 190V191H155ZM158 190V191H157ZM186 190V191H185ZM189 190H191V191H189ZM227 190V191H226ZM93 191H95V192H93ZM118 193H117V192ZM142 191V192H141ZM147 191H149V193L147 192ZM155 193H154V192ZM189 191V192H188ZM193 191V192H192ZM196 191V192H195ZM215 191V192H214ZM233 192V193H231V192ZM252 193H254V194H252ZM258 191V192H257ZM54 192H56V195L58 196H56V195H54L53 193ZM93 194H92V193ZM113 192V193H112ZM120 192V193H119ZM137 192H139V193H137ZM151 192V193H150ZM169 192V193H168ZM174 192V193H173ZM178 192H180V195H179V193ZM183 192H184V194H183ZM243 192V193H242ZM245 192V193H244ZM30 193V194H29ZM89 193H91V194H89ZM94 193H96V194H94ZM117 193V194H116ZM140 193L142 194V195H140ZM157 193V194H156ZM161 194V195H159V194ZM176 193V194H175ZM194 193H196V194H194ZM247 193V194H246ZM27 194V195H26ZM59 194V195H58ZM86 194V195H85ZM120 196H119V195ZM139 194V195H138ZM147 194V195H146ZM165 194H167L166 196H165ZM198 194V196H196V200L194 199V197H195V195H197ZM201 194H203V195H205L206 194V197L209 199V201H211L210 202V205L212 204V206H207V207H204V206H202L201 205V203H200V201H199V199H200V195ZM237 194H239V195H237ZM241 194H242V197H240L241 196ZM258 194V195H257ZM54 195V196H53ZM83 195V196H82ZM117 195V196H116ZM138 195V196H137ZM145 195H146V197H145ZM149 195V196H148ZM169 195V196H168ZM170 195H172V196H170ZM183 195H184V197L185 198H183ZM189 195H194L193 196V198H192V196H189ZM244 195V196H243ZM253 195V196H252ZM47 196H49V197H47ZM85 196V197H84ZM94 196V197H93ZM142 196V197H141ZM147 196H148V198H147ZM162 196V197H161ZM211 196H212V198H211ZM216 197V198H214V197ZM247 198H246V197ZM249 196V197H248ZM253 198H252V197ZM259 196V197H258ZM52 197L54 198V199H52ZM89 197V198H88ZM110 197V198H109ZM114 197V198H113ZM138 197V198H137ZM144 197V198H143ZM164 197V198H163ZM166 197V198H165ZM170 197V198H169ZM173 197V198H172ZM176 197V198H175ZM219 197V198H218ZM43 198V199H42ZM47 198H49L50 200L47 202ZM83 198H84V200H83ZM86 198V199H85ZM91 198V199H90ZM112 198V199H111ZM140 198H143L144 199V201H143V199H142V201H141V199ZM149 199V202L148 201H146V199ZM155 198V199H154ZM189 198V199H188ZM199 198V199H198ZM257 198V199H256ZM15 199V200H14ZM55 199H57V200H55ZM115 199H117V200H115ZM139 199V200H138ZM11 200H13V201H11ZM39 200H40V202H39ZM94 200V201H93ZM103 200V201H102ZM110 200H112V201H110ZM157 200V201H156ZM175 200V201H174ZM188 200H190V202L188 201ZM219 200H221L222 201V206H220L219 205ZM3 201H5V202H3ZM6 201H8V202H6ZM18 201H20V202H18ZM42 201H46V202H43L42 203ZM65 201V200H64ZM82 201V202H81ZM86 201H89V202H87L86 203ZM92 203H91V202ZM138 201H140V202H138ZM152 201V202H151ZM162 201H163V203H162ZM193 201V202H192ZM4 204H3V203ZM85 202V203H84ZM114 202H116V203H114ZM142 202H145V203H142ZM158 202V203H157ZM177 202V203H176ZM187 202V203H186ZM44 203H46V206H45V204ZM71 203H73V205L71 204ZM77 203V204H76ZM89 203V204H88ZM107 203H111V205H110V207H109V205L107 204ZM114 203V204H113ZM146 203V204H147ZM151 203L153 204V205H151ZM176 203V204H175ZM193 203V204H192ZM239 203V204H238ZM252 203V204H251ZM256 203H258L259 204V206H261V207H259L258 206V204H256ZM69 206H68V205ZM78 204H80V205H78ZM85 204V205H84ZM160 204V205H159ZM170 204V205H169ZM172 204V205H171ZM175 204V205H174ZM188 204V205H187ZM197 204V205H196ZM115 207H113V206ZM117 207H116V206ZM138 205H136V207L137 208H139V209H141V206H142V209H144L147 205H145V206H143V205H141L140 207L138 206ZM156 205H158V206H156ZM167 205V206H166ZM192 205V206H191ZM257 205V206H256ZM50 206V207H49ZM75 206V207H74ZM77 206H78V208H77ZM88 206V207H87ZM111 208V207H113L112 208V210L114 209V210H116V211H114L113 210V212L111 213V209L109 210V208ZM156 206V207H155ZM163 206V207H162ZM173 207V209H172V207ZM184 206V207H185ZM202 206V207H201ZM47 207L48 208H53V210L51 209H47ZM80 207V208H79ZM84 207V208H83ZM102 207V208H101ZM107 207V209L106 210H103V208L105 209ZM179 207V208H178ZM194 207H198V209H194ZM27 208V209H26ZM74 208H76V209H74ZM82 208V209H81ZM169 210H168V209ZM71 209V210H70ZM72 209H73V211H72ZM79 209V211L77 212V210ZM102 209V210H101ZM161 209V210H160ZM164 209V210H163ZM48 210H50V211H48ZM54 210H55V212H54ZM91 210V211H90ZM165 210H168V211H165ZM195 210V211H194ZM264 210V209H263ZM32 211V212H31ZM51 211H52V213H51ZM75 211L77 212V213H75ZM106 211V212H105ZM108 211V212H107ZM161 211H163V212H161ZM170 211H172L173 212V214L170 212ZM207 211H208V213H207ZM72 212V213H71ZM168 214H167V213ZM190 212V211H189ZM192 212H190V213H192ZM15 213V214H14ZM28 213H29V215H30V217H29V215H28ZM54 213V214H53ZM71 213V214H70ZM162 213V214H161ZM15 216H14V215ZM19 214V215H18ZM47 214V215H46ZM73 214H74V216H73ZM178 214V215H177ZM17 215V216H16ZM92 215V216H91ZM99 215V216H98ZM102 215H104V217H101ZM160 215V216H159ZM163 215V216H162ZM165 215V216H164ZM43 218H42V217ZM45 216H48V217H45ZM56 216H57V219H56ZM58 216H59V219H58ZM61 216V217H60ZM71 216V217H70ZM88 216V217H87ZM97 216V217H96ZM129 218H128V217ZM170 216H172V217H170ZM178 216V217H177ZM44 217H45V219H44ZM91 219H90V218ZM95 217V218H94ZM98 217H100V218H98ZM115 217V218H116ZM121 217V219H119ZM175 217L176 218H179V219H175ZM20 218V219H19ZM27 218L29 219V220H27ZM38 218V219H37ZM39 218H41V220L39 219ZM47 218V219H46ZM94 218V219H93ZM97 218V219H96ZM102 218V219H101ZM124 218V219H123ZM128 218V219H127ZM166 218V219H165ZM169 218V219H168ZM172 218H174V219H172ZM49 219V220H48ZM52 219V220H51ZM56 219V221H54ZM62 219V220H61ZM71 219V220H70ZM73 219V220H72ZM81 219V220H80ZM165 219V220H164ZM32 222H31V221ZM45 220V221H44ZM58 220V221H57ZM60 220V221H59ZM96 220V221H95ZM105 220V221H104ZM63 221V222H62ZM64 221H65V223H64ZM69 221V222H68ZM87 221L89 222V223H87ZM92 221H93V224H92ZM162 221V222H161ZM175 221V222H174ZM26 222V223H25ZM29 222V223H28ZM34 222H35V225H34ZM45 222H46V224H45ZM49 222H51V224L53 223V224H55V226L52 224H48L47 225V223H49ZM55 222V223H54ZM104 222V223H103ZM126 222V223H125ZM133 222H135L134 224H133ZM88 225H87V224ZM118 223V224H117ZM121 223H123V224H121ZM131 223H132V225L134 226V227H132V225H131ZM164 223V224H163ZM171 223V224H170ZM24 224V225H23ZM26 224V225H25ZM33 224V225H32ZM74 224V225H73ZM90 224V225H89ZM107 224V225H106ZM120 224V225H119ZM128 224V225H127ZM130 224V225H129ZM160 224H162V225H164V226H159ZM166 224H170V225H166ZM87 225V226H86ZM105 225V226H104ZM124 225H126V227H124ZM166 225V226H165ZM20 226V227H19ZM49 226L51 227L50 229H49ZM91 226V227H90ZM99 226V227H98ZM102 226H103V228H102ZM107 226V227H106ZM123 226L124 228H127L128 229V231H127V229L125 230V229H122L121 227ZM22 227V228H21ZM83 227V228H82ZM88 228L89 230H92V228L93 227H96L98 230H97V234H96V237H94L96 240H95V242L96 243H93L92 245H91V240L89 239V238H91L92 237V234L90 235V234H84V230H85V228ZM90 227V228H89ZM159 227V228H158ZM19 228V229H18ZM43 228H45V229H43ZM71 228V229H70ZM79 228V229H78ZM100 228V229H99ZM108 228V229H107ZM121 228V229H120ZM132 228H134L135 229V231H134V229H132ZM136 228H137V230H136ZM164 228V229H163ZM166 228V229H165ZM83 229V230H82ZM102 229V230H101ZM159 229H161V230H159ZM169 229V230H168ZM107 230H108V233H107ZM113 230V231H112ZM121 230V231H120ZM125 232V235H123L124 234V232ZM131 230H133V231H131ZM153 230V231H152ZM156 230V231H155ZM171 230V231H170ZM50 231V232H49ZM81 231V232H80ZM137 231H138V233H137ZM140 231H142V233H139ZM151 233H150V232ZM163 231V232H162ZM165 231V232H164ZM61 232V233H60ZM112 232H113V234H112ZM122 232V233H121ZM132 232V233H131ZM135 232H136V234H135ZM145 232V233H144ZM154 232H155V234H154ZM166 232H171V233H166ZM251 232V231H250ZM264 228L261 230V232H258L259 234H257V232L255 233V234H253L252 236H251V240L250 241H252V243L253 244H255V243H257V242H259V241H264ZM37 233H38V235H37ZM42 233L43 235H40V234ZM60 233V234H59ZM79 233V234H78ZM120 233V234H119ZM163 233V234H162ZM65 234V235H64ZM80 234H82V235H80ZM111 234L113 235V236H111ZM131 234V235H130ZM141 234V235H140ZM147 234V235H146ZM158 234V235H157ZM40 235V236H39ZM48 235V236H47ZM62 235V236H61ZM64 235V236H63ZM66 235L68 236V237H66ZM107 235V236H106ZM108 235H109V237H108ZM128 235V236H127ZM145 235V236H144ZM4 236V237H3ZM87 236V237H86ZM131 236H133L132 238H130ZM140 236H142V237H140ZM144 236V237H143ZM149 236V237H148ZM256 236V237H255ZM31 237H33L32 239H31ZM51 237H52V239H51ZM64 237V238H63ZM76 237L78 238V237H80V238H78L77 239V241H76ZM102 237V238H101ZM112 237V238H111ZM127 237V238H126ZM138 239V237H139V239L137 240L136 238ZM148 237V238H147ZM154 237V238H153ZM254 237V238H253ZM41 238V239H40ZM69 238V239H68ZM75 238V240H74V242H73V239ZM83 238V239H82ZM107 238H110V239H107ZM131 240H130V239ZM135 238V239H134ZM28 239H29V241H28ZM45 239V240H44ZM70 239H72V242H71V240ZM112 239V240H111ZM118 239V238H117ZM127 239H129V240H127ZM132 239H133V241H136L137 242V244H139V245H136V246H139L140 247V252H139V250H138V248H135L134 246V244H133V242H132ZM142 240V239H144L143 241H142V245L140 244V242L141 241H139V240ZM147 239V240H146ZM232 239V238H231ZM33 240V241H32ZM38 240V241H37ZM42 240V241H41ZM46 240H47V242L49 243H47L46 242ZM69 241V242H68ZM76 241V242H75ZM80 243H79V242ZM87 241V242H86ZM134 245V246H132V244L130 243V242ZM55 242V243H54ZM58 242H59V244H58ZM77 242H78V244H77ZM90 242V243H89ZM113 242V243H112ZM123 242H125V243H123ZM129 242V243H128ZM150 242V243H149ZM243 241H240V243H241V245H239L240 247L238 248L239 249V252H241V253H244V254H242L243 256V260H244V258H245V260H247V259H249V258H251L250 257V252L248 251V249L247 248H245L246 246H245V244H244V242L242 243ZM2 243H1V245H2ZM90 244V245H89ZM95 244V245H94ZM126 245V246H124V245ZM130 244V245H129ZM136 244V243H135ZM144 244V245H143ZM50 245V246H49ZM75 245H77V247L75 246ZM94 245V246H93ZM113 245V246H112ZM120 245V246H121ZM220 245H223L222 243H216V247H215V252H218V253H223V250L222 249H224V248H222V249H219L218 247H220ZM47 246V247H46ZM143 246V247H142ZM159 246V245H158ZM45 247V248H44ZM146 247V248H145ZM238 247V246H237ZM134 248V249H133ZM144 249V250H143ZM146 249V250H145ZM16 250V251H15ZM36 250V251H35ZM94 250V251H93ZM135 250V251H134ZM138 250V251H137ZM143 250V251H142ZM241 250V251H240ZM15 251V252H14ZM30 253H29V252ZM31 251H33V252H31ZM118 251V250H117ZM132 251V252H131ZM135 253H134V252ZM137 251V252H136ZM98 253H99V259L101 260H99L98 259V256H97V260H99L100 261V264H101V262H102V264L104 263H106V261H107V263L109 262V260H105L106 259V255H105V252L104 251H97ZM102 252H104V253H102ZM145 252V253H144ZM238 252V253H239ZM29 253V254H28ZM81 253V254H80ZM102 253V254H101ZM233 253H234V250H233ZM240 253V254H241ZM24 254V255H23ZM36 254V255H35ZM104 254V256H101V255H103ZM254 254L255 253H253L252 254V256H254ZM35 255V256H34ZM138 255V256H137ZM77 256V257H76ZM136 256V257H135ZM11 257V258H10ZM13 257V258H12ZM242 257H241V259H242ZM156 258H158V259H156ZM172 258V259H171ZM16 261H15V260ZM76 259V260H75ZM103 259V260H102ZM107 259H109L108 257H107ZM164 261H163V260ZM174 259V260H173ZM241 259H240V261H241ZM11 260H13V261H11ZM70 260H71V262H70ZM96 260V261H97ZM158 260V261H157ZM179 260V261H178ZM242 260V261H243ZM75 263H74V262ZM92 261L94 262V264H95V259H92ZM241 261V262H242ZM91 262V261H90ZM221 262V263H220ZM219 262V264H225L224 262H222V261H220ZM66 263H63V264H66ZM77 263V264H78ZM84 264H86V262H83ZM83 263H81V264H83ZM97 264H98V262H96ZM169 262H167V264H168ZM188 263H191V262H188ZM216 264V262H210V263H207V264ZM49 264H51V263H49ZM52 264H56V263H52ZM87 264H93V263H87ZM110 264V263H109ZM191 264H194V263H191ZM195 264H199V263H195ZM261 264H264V261L261 263Z\"/></svg>", "mask_w": 264, "mask_h": 264}, {"label": "bare ground", "instance_id": "bare-ground-1", "mask_svg": "<svg viewBox=\"0 0 264 264\" xmlns=\"http://www.w3.org/2000/svg\"><path fill=\"white\" fill-rule=\"evenodd\" d=\"M11 1V0H10ZM15 1V0H14ZM31 1V0H30ZM40 1V0H39ZM42 1V0H41ZM44 1V0H43ZM64 1V0H63ZM67 1V0H66ZM84 1H86V3L85 2H83L81 5H79V7H78V5L77 6H75V5H72V6H75V7H77L78 8V11L76 10H74V8L72 9L71 7H68V9L69 8H71L70 9V11L71 10H73L71 13H69L70 15L72 14L73 16L74 15H76L77 16V14H76V12H78V16H81V14H83L82 16H81V18L80 19H78V22L77 23H79V21L80 22H82L83 24H81L80 25V27L78 26V25H76V28L74 27L73 29H72V31H71V33H69V31L67 32V33H69V35H68V37H65L66 39H67V45L65 44V42H64V44L66 45H63V44H60V45H62L63 47L65 46V49H67V47L70 45H75L76 44V40L77 39H79V38H81L85 43H83V41H81L84 45H90L89 47H91V45H95V44H105V45H107V44H109L108 43V41H110V40H112V39H118L119 37H120V39H121V37L123 38H125V39H129L130 40V42H129V40H122L121 42H117V44H116V47H118V48H114V49H117V51H114L113 50V53H106V54H104V56L101 58V62L100 63H96L97 62V59L95 60L96 62V65L94 66V69H93V72H92V77H90V79L88 80L89 82H90V84L88 83L87 84V81H85V80H83L84 78H83V76H77L78 78H69V80H67V81H69L70 83L71 82H77L78 84H81L82 86L83 85H88L90 88H92V90H94L93 91V93H96L97 92V94L98 93H103L102 95H106L107 97H109V98H112V100L113 101H111L112 103L114 102V104L116 105V107H117V110L116 109H114V110H116V111H118V110H120V112L122 111H124L125 109V112L126 113H128L129 114V117H130V115H133V117H134V113H135V110H137L138 108H136V104H135V100L138 98V95L139 94H141L145 89H149L151 92H154V94L159 90H162V91H166L167 92V95H169V94H171V95H175V96H177V97H179V100L183 103H181L179 100H176L175 102L174 101H172V99H170L171 101H170V103H173V104H175L176 106H179V107H185V106H187L188 105V102H189V105H190V110H188L187 111V113H184L183 112V114H180V113H177V112H170V113H168L167 115H165V114H163V113H161V114H159L158 112H156V114L158 113V115H160V116H157L158 118H159V120H161L163 123H164V121H166L165 119L168 117V120L166 121V123H168V124H171L172 125V123H174V121L175 120H179L180 121V125H188V123H192L195 127H199L200 126V124L201 123H203V122H205V117H203V115H202V113L200 114V116L199 115H197V116H194V117H192L191 118V115H190V111H197L198 109H202L203 107L204 108H206L207 107V110L208 109H210L211 110V112H210V116L214 119V120H216V118H218L219 120H220V124H222L223 126H225V124L224 123H230L231 125L234 123V121L232 120V118L236 121V123H238V125H237V127L238 128H236V132H237V134H235L234 133V141H233V145L235 144H240V142L242 141V139L244 138L245 139V136H243L242 137V134L243 133H245V134H247V136H249L250 135V133H251V135H252V137H251V139L252 140H250V138H248V140L249 141H247V139H245L246 140V143L248 142V147H249V149H252V148H255L256 146H257V148L258 147H261V146H263V148H264V51H262L263 50V48H262V52L260 53V55L261 56H259L258 58H259V62L257 61V63H259V67H258V69H259V72H260V76H259V73L256 71L257 70V68H256V70L254 71V72H256V73H258V75L255 73L254 74V72L253 73H251L252 71V69H247V68H245V67H242V66H240L239 65V62L237 61V59L236 58H234V59H236V61L238 62V65L234 62L235 60H233V56H234V54H232L233 56L231 57V55H229V54H227V55H229L230 56V58H232V62H233V64L231 63L230 64V62L228 61V60H225L227 57H225V59H224V56H227V55H222V59L225 61V65H223V63L222 62H220L221 63V65H220V67H223L222 69L221 68H219V70L221 71H219L218 69L215 71V69H216V66L215 67H213L212 66V68L214 69V71L213 70H210V69H212V68H210V69H208V67H211V64L210 63H212V64H214V62H213V59L212 60H210V61H208V62H210L209 63V66L208 67H206V66H204V64L205 63H207L206 61H203V58L201 57L202 55H203V53H202V55L200 56L199 55V51L201 50H199L198 52L196 51V49L198 48V46H197V48L195 49V44H196V42L193 40V38H194V35H193V33H194V31L196 30V28H197V26H199L198 24H197V26L196 27H194L193 26V21L191 22V20L189 19V18H192V16H190V14L188 13L189 11H190V9H189V11H188V8L186 7V6H189L188 4L187 5H185V3L186 2H183L184 0H84ZM89 1H92V5L90 4V2ZM229 1V3L228 4H230V7L231 8H233V9H236V8H234V7H237L238 8V10H244L243 9V7H245L243 4H240V0H228ZM7 2H9V1H7ZM6 2V3H7ZM45 2H47V1H45ZM80 2V1H79ZM94 2V3H93ZM205 2V1H204ZM208 2H209V0H208ZM243 2V0L241 1V3ZM10 3V2H9ZM43 3V2H42ZM209 3H211V0H210V2ZM208 3V4H209ZM216 3V2H215ZM214 3V4H215ZM13 4V3H12ZM32 4V3H31ZM50 4V3H49ZM54 4V3H53ZM61 4H63V3H61ZM60 4V5H61ZM71 4H73V3H71ZM203 4V3H202ZM202 4H200V5H202ZM207 4V3H206ZM214 4H212L213 6L212 7H210V10L208 9V11H211V9H212V11H211V13L208 15V13H207V15H208V17L207 16H205V17H203V15H201V13H200V9L199 8H201V6L199 7L198 5V9H199V13H200V15L202 16V18L204 19H209L210 21H212L211 23L212 24H214L215 25V27H217L216 28V30H219V32L220 33H223V34H225V36H229L230 35V37L232 38H230V42H228V40H227V38H226V40L227 41H225V42H227V43H230V45H229V47H232V49L231 48H229L227 45V43L226 44H224L225 46H226V48H228V49H230L231 51L233 50V48L235 49V48H237V49H235L236 50V52H238L237 50H238V48H239V46L241 47V43L239 42L240 40L237 38V36H239V34H241V32H240V26L242 25H240L239 24V22H238V19L237 18H235V20H233L232 19V21L230 20V18H228V17H226V18H228V19H222L221 17H220V15H219V12L221 11L220 9H219V7L217 6V5H215L214 6ZM6 5V4H5ZM9 5H11V4H9ZM9 5H8V8H9ZM34 5V4H33ZM39 5H40V3H39ZM64 5V4H63ZM68 5V4H67ZM91 5V6H90ZM204 5V4H203ZM242 5H243V7H242ZM4 6V5H3ZM36 6V5H35ZM46 6V5H45ZM49 6V5H48ZM205 6V5H204ZM210 6V5H209ZM248 7H250L249 5H247ZM33 7V6H32ZM43 7H44V5H43ZM50 7H51V5H50ZM50 7H49V9H50ZM54 7V6H53ZM52 7V8H53ZM61 6H59V8H60ZM203 7V6H202ZM7 8V7H6ZM5 8V9H6ZM46 8V10H47V7H45ZM55 8V7H54ZM64 8V7H63ZM76 8V9H77ZM196 8V9H197ZM251 8V7H250ZM22 9V8H21ZM20 9V10H21ZM56 9V8H55ZM197 9V10H198ZM249 9V8H248ZM247 9V10H248ZM252 9V8H251ZM27 10V9H26ZM33 10H35V9H33ZM37 10V9H36ZM35 10V11H36ZM40 10V9H39ZM42 10H44V9H42ZM46 10H45V12H46ZM51 10V9H50ZM59 10V9H58ZM205 10V8L203 7V11ZM232 10V9H231ZM237 10V9H236ZM253 10H255V11H257L256 9H253ZM9 11V10H8ZM25 11V10H24ZM23 11V12H24ZM41 11V10H40ZM53 11H54V9H53ZM53 11H51V13L53 12ZM203 11H201V12H203ZM207 11V10H206ZM245 11V10H244ZM248 11H250V10H248ZM6 12V11H5ZM15 12V11H14ZM19 12V11H18ZM22 12V11H21ZM32 12V11H31ZM37 12V11H36ZM35 12V13H36ZM50 12V11H49ZM56 12H57V10H56ZM64 12H66V10L64 11ZM64 12H62V14H64ZM80 12V13H79ZM198 12V11H197ZM261 12V11H260ZM4 13V12H3ZM29 13V12H28ZM32 13H34V12H32ZM43 13V12H42ZM47 13V12H46ZM51 13H50V15H51ZM54 13V12H53ZM52 13V14H53ZM96 13V14H95ZM191 13V12H190ZM221 13V12H220ZM251 13H253L252 12V10H251ZM255 13V12H254ZM264 13V12H263ZM262 13V14H263ZM6 14V13H5ZM40 14V13H39ZM55 14V13H54ZM69 14H67V15H69ZM223 14V13H222ZM234 14V13H233ZM237 14V13H236ZM15 15V14H14ZM17 15H18V13H17ZM28 15V14H27ZM31 15V14H30ZM29 15V16H30ZM47 15H48V13L46 14V17H47ZM58 15V14H57ZM56 15V16H57ZM65 15V14H64ZM67 15H65L66 17H68ZM190 17H189V16ZM251 15V14H250ZM253 15V14H252ZM256 15V14H255ZM13 16V15H12ZM16 16V15H15ZM15 16H13V18L15 19ZM28 16V17H29ZM32 16H34V15H32ZM45 16V15H44ZM49 16V15H48ZM54 16V15H53ZM63 16V15H62ZM78 16H77V18H78ZM222 16H224V14L222 15ZM237 16V15H236ZM10 17V16H9ZM40 17V16H39ZM89 17H90V20L92 19V21H90L89 20ZM194 17V16H193ZM200 17V16H199ZM244 17V16H243ZM261 17V16H260ZM18 18H19V16L16 18L17 19V21H18V23H19V21L21 20L20 18V20H18ZM30 18V17H29ZM29 18H28V20H29ZM43 18V17H42ZM60 18H62V17H59V19ZM201 18V19H202ZM222 19L221 21L219 20V19ZM15 19V20H16ZM32 19H34V18H32ZM39 19V18H38ZM51 19H53V18H51ZM55 19V18H54ZM63 19V18H62ZM64 19H66L65 17H64ZM73 20H74V18H72ZM87 19L90 21L89 23L90 24H85V21H87ZM204 19V20H205ZM243 19V18H242ZM15 20H13V22H14V24L16 23V24H18L17 22H15ZM35 20V19H34ZM39 20H41V19H39ZM46 20H47V18H46ZM57 20V19H56ZM67 20V19H66ZM70 20V19H69ZM68 20V21H69ZM241 20V19H240ZM22 21H24V20H22ZM37 21V20H36ZM62 21V20H61ZM75 21V20H74ZM196 21V20H195ZM210 21H208V22H210ZM1 22H3V21H1ZM29 21H27V23H28ZM49 22V21H48ZM51 22V21H50ZM49 22V23H50ZM63 22V21H62ZM65 22V21H64ZM67 22V21H66ZM92 22V23H91ZM204 22H206V20L204 21ZM204 22H200V24L201 25H203V26H205V27H207V24H205ZM230 22H232V24L230 23ZM244 22V21H243ZM20 23H21V21H20ZM23 23V22H22ZM30 23V22H29ZM52 23V22H51ZM59 23V22H58ZM87 23H88V21H87ZM245 23V22H244ZM248 23V22H247ZM15 24V25H16ZM56 24V23H55ZM68 24V23H67ZM69 24H72V23H69ZM68 24V25H69ZM73 24H74V22H73ZM211 24V25H212ZM254 24H255V22H254ZM20 25V24H19ZM25 25V24H24ZM23 25V26H24ZM50 25V24H49ZM60 24H58L57 26H59ZM63 25V24H62ZM65 25V24H64ZM210 25V26H211ZM257 25V24H256ZM6 26H7V24H6ZM16 26H18V25H16ZM21 26V25H20ZM54 26V25H53ZM71 26V25H70ZM73 26H75V25H73ZM78 26V27H77ZM244 26V25H243ZM250 26V25H249ZM5 27V26H4ZM19 27V26H18ZM22 27V26H21ZM27 27V26H26ZM55 27V26H54ZM62 27H64V26H62ZM69 27V26H68ZM67 27V28H68ZM253 27H255V26H253ZM56 28V27H55ZM58 28V27H57ZM66 28V29H67ZM199 28V27H198ZM203 28V27H202ZM208 28V27H207ZM206 28V29H207ZM213 28V27H212ZM231 28H233V30H232V32H234L235 34H231ZM256 28V27H255ZM18 29V28H17ZM20 29V28H19ZM65 29V30H66ZM242 29H244V28H242ZM261 29V28H260ZM10 30V29H9ZM26 30V29H25ZM55 30V29H54ZM208 30H210V29H208ZM256 30H257V28H256ZM16 31H18V30H16ZM22 31V30H21ZM20 31V32H21ZM67 31V30H66ZM207 31V30H206ZM215 31V30H214ZM208 32V31H207ZM248 32H250V31H248ZM5 33H7V32H5ZM8 33H10V32H8ZM8 33H7V35H4V34H2V35H4V36H8V38H9V36L10 35H8ZM52 34H50V36L51 35H53V31L51 32ZM56 33V32H55ZM61 33V32H60ZM64 33V32H63ZM199 33V32H198ZM206 33V32H205ZM204 33V34H205ZM209 33V32H208ZM211 33H212V30H211ZM211 33H210V35H211ZM214 33V32H213ZM216 33V32H215ZM218 33V32H217ZM219 33V34H220ZM246 33V32H245ZM257 33V32H256ZM261 33V34H260ZM23 34V33H22ZM200 34V33H199ZM219 34H218V38L220 39V37H219ZM244 34V33H243ZM61 35V34H60ZM196 35V34H195ZM213 35V34H212ZM215 35V34H214ZM214 35L212 36V37H214ZM217 35V34H216ZM237 35V36H236ZM245 35V34H244ZM24 36V35H23ZM58 36V35H57ZM64 36V35H63ZM67 36V35H66ZM201 36V35H200ZM202 36H203V34H202ZM220 36H222L221 37V39L223 38V36L224 35H221L220 34ZM247 36H248V34H247ZM246 36V37H247ZM258 36V38H259V36H260V38H261V40L262 41H264V26L262 27V29H261V32H259V34L257 35ZM11 37V36H10ZM18 37V36H17ZM56 37V36H55ZM59 37V36H58ZM199 37V36H198ZM205 37V36H204ZM208 37H210V36H208ZM241 37H243V36H241ZM19 38H21V37H19ZM18 38V39H19ZM25 38V37H24ZM29 38V37H28ZM54 38V37H53ZM57 38V37H56ZM61 38V40H62V38L63 37H60ZM59 38V39H60ZM201 39V38H200ZM211 39V38H210ZM214 39H216L215 37H214ZM218 39V40H219ZM228 39H229V37H228ZM246 39V38H245ZM248 39V38H247ZM5 40H6V38H5ZM11 40V39H10ZM56 41H57V39H55ZM131 40H132V42H134L136 45H137V47H139L140 46V48H142L143 50H144V54H145V57L147 58H145L146 59V61L148 62L147 63V65H142V66H140V65H138V60H140V57H138L137 55H136V53H134V49H133V51H132V49L130 48V44H131ZM195 40H197V39H195ZM202 40V39H201ZM201 40H199V41H201ZM204 40H205V38H204ZM203 40V41H204ZM208 40V39H207ZM212 40H213V38H212ZM217 40V39H216ZM239 40V41H238ZM259 40V39H258ZM63 41V40H62ZM65 41V40H64ZM211 41V40H210ZM221 41V40H220ZM223 41V40H222ZM6 42V41H5ZM4 42V43H5ZM11 42V41H10ZM34 42V41H33ZM32 42V43H33ZM54 42V41H53ZM197 42H198V40H197ZM247 42V41H246ZM29 43V42H28ZM31 43V44H32ZM60 43V42H59ZM62 43V42H61ZM78 43V42H77ZM81 43V44H82ZM195 43V44H194ZM199 43V42H198ZM206 43V42H205ZM208 43V42H207ZM211 43H213V42H211ZM218 43V42H217ZM245 43V42H244ZM243 43V44H244ZM249 43V42H248ZM247 43V44H248ZM252 43V42H251ZM254 43H256V42H254ZM257 43H259V44H262V43H264V42H262L261 43V41L259 42V41H257ZM256 43V44H257ZM1 44H2V42H1ZM30 44V45H31ZM39 44V43H38ZM80 44V45H81ZM82 44V45H83ZM134 44V45H135ZM202 44H203V42H202ZM3 45V44H2ZM29 45V46H30ZM40 45V44H39ZM43 45V44H42ZM41 45V46H42ZM49 45V44H48ZM59 45V44H58ZM132 45V44H131ZM197 45V44H196ZM208 45V44H207ZM206 45V46H207ZM211 45H214V44H211ZM221 45H222V43H221ZM249 45H251V44H248V46ZM54 46V45H53ZM53 46H52V48H53ZM71 46V47H72ZM78 46V45H77ZM76 46V47H77ZM99 46H103V45H99ZM109 46V45H108ZM112 46V45H111ZM201 46V45H200ZM218 46H220V45H218ZM244 46V45H243ZM248 46H246V47H248ZM256 46V45H255ZM254 46V47H255ZM263 46H264V44H263ZM2 47V46H1ZM4 47V46H3ZM2 47V48H3ZM36 47V46H35ZM44 47V46H43ZM48 47V46H47ZM51 47V46H50ZM49 47V48H50ZM57 47V46H56ZM56 47H54V49L56 48ZM62 47V48H63ZM83 47V46H82ZM86 47V46H85ZM213 47V46H212ZM211 47V48H212ZM221 48H222V46H220ZM219 47V48H220ZM253 47V46H252ZM262 47V46H261ZM260 47V48H261ZM31 48V47H30ZM39 48V47H38ZM58 48H59V46H58ZM61 48V47H60ZM88 48V47H87ZM96 48V47H95ZM102 48V47H101ZM111 48H113V47H111ZM139 48V49H140ZM209 48H210V46H209ZM244 48V47H243ZM242 48V49H243ZM249 48H251V47H249ZM41 49H43V48H41ZM57 49V48H56ZM70 49V48H69ZM68 49V52H67V55H65V53H64V55H63V52L64 51H62L58 56L59 57H61L62 59H64V61H65V63L66 64H69V63H72V62H74L73 60H75L74 58H77L78 56H76V54L78 55V51H80V50H78V48L76 49V48H71V50H72V52H73V50H78V51H74L73 52V55H72V52H71V54H70V52L69 51H71V50H69ZM89 49V48H88ZM136 49V48H135ZM202 49H204V48H202ZM206 49V48H205ZM213 49H214V47H213ZM246 49H248V48H246ZM253 49V48H252ZM62 50V49H61ZM60 50V51H61ZM64 50V49H63ZM92 50V49H91ZM97 50V49H96ZM95 50V51H96ZM108 50V49H107ZM198 50V49H197ZM209 50H211V49H209ZM220 50V49H219ZM26 51V50H25ZM25 51H24V53H25ZM35 51V50H34ZM45 51V50H44ZM47 51V50H46ZM59 50L57 49V52H58ZM86 51V50H85ZM98 51V50H97ZM109 51H111V50H109ZM138 51H141V49L140 50H138ZM205 51V50H204ZM222 51H224V50H222ZM226 51H228V50H226ZM234 51V50H233ZM243 51V50H242ZM247 51V50H246ZM256 51V50H255ZM258 51H260V50H258ZM257 51V52H258ZM43 52V51H42ZM47 52H49V51H47ZM81 52V51H80ZM87 52V51H86ZM105 52V51H104ZM115 52V53H114ZM206 52H208V51H206ZM211 52V51H210ZM213 52H216V51H213L212 50V53ZM218 52V51H217ZM228 52H230V51H228ZM228 52H226V53H228ZM235 52V51H234ZM240 52V51H239ZM249 52H250V50H249ZM251 52H253V50L251 51ZM250 52V53H251ZM19 53V52H18ZM22 54L23 56L25 55V57L26 56H28L27 54L28 53H30V52H26V54ZM41 53V52H40ZM53 53H54V55L55 54H57V53H55V50L53 51ZM53 53H52V55H53ZM82 53H83V51H82ZM85 53V52H84ZM226 53H224V54H226ZM245 53V52H244ZM248 53V52H247ZM34 54V53H33ZM36 54H37V52H36ZM81 54V53H80ZM87 53H85V54H83V55H86ZM97 54H98V52H97ZM201 54V53H200ZM214 54V53H213ZM212 54V55H213ZM216 54V53H215ZM218 54V53H217ZM216 54V55H217ZM239 54V53H238ZM246 54V53H245ZM255 54V53H254ZM253 54V55H254ZM21 55V54H20ZM19 55V56H20ZM35 55V54H34ZM42 55H45L46 56V54H42ZM50 55H51V53H50ZM88 55V54H87ZM95 55H96V53H95ZM140 55V54H139ZM216 55L215 56H212V57H216ZM219 55V54H218ZM220 55V56H221ZM235 55H236V53H235ZM248 55V54H247ZM251 55H252V53H251ZM252 55V56H253ZM259 55V54H258ZM30 56V55H29ZM38 56V55H37ZM44 56V57H45ZM49 56V55H48ZM57 56V57H58ZM81 56V55H80ZM79 56V57H80ZM89 56V55H88ZM96 56H98V55H96ZM142 56V55H141ZM244 56V55H243ZM250 56V55H249ZM248 56V57H249ZM257 56V55H256ZM17 57V56H16ZM22 57V56H21ZM25 57H24V59H25ZM34 57V56H33ZM40 57V56H39ZM38 57V58H39ZM52 56H49L48 58H51ZM57 58V59H61V58ZM85 57H87V56H85ZM85 57H83V59L82 60H80V58L77 60V62H76V65H77V63L79 62V60H80V62H84V59H85ZM204 57V56H203ZM208 58H209V56H207ZM207 57H205V59L207 58ZM212 57H210V59L212 58ZM218 57V56H217ZM241 57V56H240ZM251 57V56H250ZM249 57V58H250ZM254 57V56H253ZM38 58H37V61H38ZM46 59H47V57H45ZM45 58H43V59H45ZM90 58V57H89ZM94 58V57H93ZM220 58V59H221ZM229 58V57H228ZM238 58V57H237ZM19 59V58H18ZM34 59V58H33ZM71 59H73L72 60V62H70V60ZM91 59V58H90ZM143 59V58H142ZM204 59V60H205ZM219 59V60H220ZM222 59L220 60V61H222ZM248 59V58H247ZM16 60H17V58H16ZM27 60H29V58L27 59ZM31 60H32V58H31ZM88 60V59H87ZM100 60V59H99ZM125 61V60H127V61H125L124 63H127L128 64V66L126 67V65H124L126 68H127V72H125L126 73V75H128V76H130V78H132V76L131 75H133L134 77L132 78V80L130 79V80H128V81H126L127 83H125L124 84V88L126 89V90H129L130 91V94H129V98L131 99V102H130V107H128L129 106V104H124V97H125V95L127 94H125V89H120V88H118V89H115V88H111V89H108V82H113L114 84L116 83V85H117V83L118 82H122V80H120L121 78H119L118 79V77H117V74H116V71H113V74H111V72L109 71V65H110V63H116V64H118V65H121V63H122V61ZM215 60H216V58H215ZM214 60V61H215ZM239 60V59H238ZM242 59H240V61H241ZM36 61V60H35ZM42 61V60H41ZM45 61V60H44ZM62 61V60H61ZM85 61H86V59H85ZM90 61H92V60H90ZM145 61V60H144ZM143 61V62H144ZM227 61L229 62L228 64H227ZM15 61H13L12 63H14ZM26 62V61H25ZM87 62V61H86ZM93 62H94V60H93ZM99 62V61H98ZM245 62H247V60L245 61ZM250 62V61H249ZM256 62V61H255ZM16 63V62H15ZM19 63V62H18ZM17 63V64H18ZM23 63V62H22ZM64 62L62 61L61 62V65L63 64ZM85 63V62H84ZM92 63V62H91ZM123 63V64H124ZM204 63V64H203ZM241 63V62H240ZM248 63V62H247ZM246 63V64H247ZM43 64V63H42ZM59 64H60V61H59ZM73 64V63H72ZM72 64H71V66H72ZM80 64V63H79ZM83 63H81L79 66L81 67V65H82ZM122 64V65H123ZM22 65V64H21ZM25 65V64H24ZM44 65H46V64H44ZM54 65V64H53ZM84 65V64H83ZM121 65V66H122ZM215 65V64H214ZM217 65V64H216ZM243 65V64H242ZM249 65V64H248ZM252 65V64H251ZM256 65V64H255ZM258 65V64H257ZM256 65V66H257ZM7 66V65H6ZM41 66V65H40ZM47 66V65H46ZM57 66V65H56ZM60 66V65H59ZM66 66V65H65ZM70 66V65H69ZM85 66V65H84ZM84 66H83V68H84ZM116 66V65H115ZM217 66H219V65H217ZM245 66V65H244ZM252 66H254V65H252ZM53 67V66H52ZM63 67H64V64H63ZM62 67V69H65V67L63 68ZM68 67V66H67ZM72 67H74V66H72ZM91 67V66H90ZM112 67V66H111ZM120 67V66H119ZM246 67H248L247 65H246ZM250 67V66H249ZM8 68V67H7ZM10 68V67H9ZM46 68V67H45ZM49 68V67H48ZM47 68V69H48ZM75 68V67H74ZM82 68V67H81ZM88 68V67H87ZM121 68V67H120ZM50 69V68H49ZM53 69V68H52ZM68 69V68H67ZM69 69H71L70 71L72 72V68L70 67ZM68 69V70H69ZM114 69V68H113ZM125 69V68H124ZM54 70V69H53ZM53 70H52V72H53ZM58 70V69H57ZM57 70H55V71H57ZM59 70H61V69H59ZM67 70V71H68ZM89 70V69H88ZM119 70V69H118ZM248 70H250L251 72H249ZM54 71V72H55ZM66 71V72H67ZM74 71V70H73ZM78 71V70H77ZM84 71H87V70H85L84 69ZM83 71V72H84ZM90 71V70H89ZM59 72V71H58ZM57 72V73H58ZM64 72V71H63ZM62 72V74L61 75H64V73ZM66 72H65V75H66ZM74 72H76V70L74 71ZM80 72H81V70H80ZM79 72V73H80ZM83 72H82V74H83ZM118 72V71H117ZM56 73V74H57ZM60 73V72H59ZM58 73V74H59ZM119 73H120V70H119ZM138 73V74H137ZM52 74V73H51ZM50 74V75H51ZM72 74H74L73 72H72ZM71 74V75H72ZM84 74H85V72H84ZM87 74H88V72H87ZM107 74L109 75L108 77H106L107 76ZM150 74H153V77H150V78H148V75H150ZM78 75V74H77ZM120 75V74H119ZM125 75V76H126ZM251 75H254V77L253 76H251ZM255 75H257V76H259V82L258 83H252V81L253 80H255L256 79V81H257V78H255ZM54 76V75H53ZM57 76H59V75H57ZM56 76V77H57ZM76 76V75H75ZM85 76V75H84ZM90 76H91V74H90ZM123 76V75H122ZM124 76V77H125ZM152 76V75H151ZM251 76V77H250ZM65 77H67V76H65ZM147 77V78H146ZM250 78V80H252L253 78H255V79H253L251 82H249V81H246L244 78ZM253 77V78H252ZM59 78V77H58ZM57 78V79H58ZM61 78V77H60ZM106 78H108V80L106 79ZM126 78H127V76H126ZM252 78V79H251ZM51 79V78H50ZM56 78H55V76H54V81H55V83L57 84V82H56V80H55ZM64 79V78H63ZM125 79V78H124ZM143 79H145V80H143ZM60 80V79H59ZM62 80V79H61ZM60 80V81H61ZM64 80H66V79H64ZM120 80V81H119ZM248 80V79H247ZM124 81V80H123ZM124 81V82H125ZM42 82V81H41ZM50 82V81H49ZM64 82V81H63ZM123 82V83H124ZM52 83V82H51ZM55 83H53V84H55ZM60 83V82H59ZM62 83V82H61ZM69 83V84H70ZM123 83H122V85H123ZM45 84V83H44ZM52 84V85H53ZM55 84V85H56ZM65 84V83H64ZM119 85H120V83H118ZM51 85V84H50ZM49 85V86H50ZM58 85V84H57ZM25 86V85H24ZM80 86V85H79ZM50 87H52V86H50ZM56 87V86H55ZM67 87V86H66ZM87 87V86H86ZM115 87H118V86H115ZM63 88V87H62ZM71 88H72V86H71ZM71 88H70V90H71ZM73 88H74V85H73ZM77 89H78V86L76 87ZM83 88H85V87H83ZM88 88V87H87ZM24 89V88H23ZM75 89V88H74ZM79 89H82V88H79ZM79 89H78V93H79ZM147 89V90H148ZM53 90V89H52ZM32 91V90H31ZM49 91H50V89H49ZM67 91V90H66ZM72 91V90H71ZM21 92H22V90H21ZM76 92V91H75ZM148 92V91H147ZM165 92V93H166ZM14 93V92H13ZM24 93V92H23ZM30 93V92H29ZM58 93V92H57ZM66 93V92H65ZM77 93V92H76ZM80 93H84L83 91L81 92L80 91ZM91 93V92H90ZM162 93V92H161ZM31 94V93H30ZM40 94V93H39ZM38 94V95H39ZM54 94V93H53ZM56 94V93H55ZM67 94V93H66ZM69 94V93H68ZM101 94H99L100 96H102ZM125 94V95H124ZM13 95V94H12ZM26 95V94H25ZM33 95V94H32ZM47 95V94H46ZM58 95V94H57ZM84 95V94H83ZM86 95V94H85ZM87 95H89V94H87ZM86 95V96H87ZM91 95V94H90ZM93 96H94V94H92ZM104 95V96H105ZM164 95V94H163ZM11 96V95H10ZM30 96V95H29ZM41 96H44V95H41ZM61 96H63V95H61ZM82 96V95H81ZM97 96V95H96ZM124 96V97H123ZM128 96V95H127ZM147 96V95H146ZM16 97V96H15ZM59 96H57V99H59L58 98ZM65 97V96H64ZM66 97H67V95H66ZM85 97V96H84ZM98 97V96H97ZM12 98V97H11ZM18 98V97H17ZM37 98H38V96H37ZM53 99H54V97H52ZM76 98V97H75ZM101 98V97H100ZM129 98H126L125 97V100L126 99H128V100H130ZM10 99V98H9ZM39 99V98H38ZM38 99H37V101H38ZM47 99V98H46ZM46 99L44 100L46 103H47V101H49V100H47L46 101ZM70 99V98H69ZM72 99V98H71ZM84 99H87V98H84ZM7 100V99H6ZM16 100V99H15ZM15 100H14V102H15ZM40 100H42V99H40ZM52 100V99H51ZM61 100V99H60ZM90 100V99H89ZM93 100V99H92ZM96 100V99H95ZM100 100V99H99ZM104 100V99H103ZM108 100V99H107ZM111 100V99H110ZM57 101H59V100H57ZM56 100L55 101H53L54 103L55 102H57ZM62 101V100H61ZM61 101H59V102H61ZM68 101V100H67ZM74 101V100H73ZM106 101V100H105ZM105 101H103V103L105 102ZM137 101V100H136ZM144 101L145 100H142V102L144 103ZM168 101V100H167ZM39 102V101H38ZM90 102H91V100H90ZM94 102V101H93ZM96 102V101H95ZM146 102V101H145ZM18 103V102H17ZM16 103V104H17ZM40 103V102H39ZM44 103V102H43ZM50 103V102H49ZM53 103V104H54ZM62 103H64V102H61V104ZM74 103V102H73ZM106 103H107V101H106ZM106 103H105V105H101L100 107H104V106H107V107H104V108H106V109H104L103 108V112H104V110L106 111H108V107H110V106H108V105H106ZM128 103H129V101H128ZM139 103V102H138ZM137 103V104H138ZM152 103V102H151ZM15 104V103H14ZM51 104V103H50ZM66 104H68L67 102H66ZM65 104V105H66ZM77 103H75V105H76ZM90 104V103H89ZM92 105H93V103H91ZM95 104V103H94ZM20 105V104H19ZM44 105V104H43ZM68 105H70V103L68 104ZM74 105V106H75ZM78 105H79V103H78ZM81 106L80 107H82L81 109L82 110H79V109H77V108H75V109H77V110H79L80 111V113H78L77 115H79V114H82L81 116V118L80 119H84V120H86V121H84L83 123L84 124H87V123H85V122H88V118L90 117V115H91V112H93V110L92 109H90L91 107H93V106H90V105H87L86 103H85V100H82L81 101V104H80ZM99 104L97 103V106H98ZM111 105V104H110ZM128 105V106H127ZM145 105V104H144ZM154 105V104H153ZM167 105V104H166ZM192 105H194V107L192 106ZM56 106H58V104L56 105ZM71 106V105H70ZM70 106H68V107H70ZM77 106V105H76ZM90 106V107H89ZM95 106V105H94ZM142 106H143V104H142ZM17 107V106H16ZM45 107H46V105H45ZM66 107H67V105H66ZM112 107H113V105H112ZM115 107V106H114ZM144 107V106H143ZM142 107V108H143ZM178 107V108H179ZM189 107V106H188ZM212 107V108H211ZM40 108V110L42 109V107H39ZM49 108H51V107H49ZM53 108V107H52ZM57 108V107H56ZM95 108H97L96 106H95ZM45 109V108H44ZM47 109H48V106H47ZM59 109H60V106H59ZM61 109H62V106H61ZM70 109H71V107H70ZM74 109V108H73ZM100 110H101V108H99ZM98 109V110H99ZM109 109H111V108H109ZM113 109V108H112ZM111 109V110H112ZM16 110V109H15ZM32 111L34 110V109H31ZM30 110V111H31ZM36 110H37V108H36ZM58 110V109H57ZM95 110V109H94ZM99 110V111H100ZM113 110V111H114ZM139 110V109H138ZM206 110V111H207ZM27 111H29L28 109H26V113L25 112H23L22 114L24 115V113L25 114H27L28 112ZM44 111V110H43ZM43 111H42V114H43ZM47 111V110H46ZM52 111H54V110H52ZM51 111V112H52ZM67 111V110H66ZM75 111V110H74ZM78 111V112H79ZM81 111H82V113H81ZM107 111L106 112H104L106 115H107ZM204 111V110H203ZM37 112V111H36ZM65 112V111H64ZM68 112V111H67ZM73 112V111H72ZM77 112V111H76ZM94 112H96V111H94ZM93 112V113H94ZM108 112H111L110 110L108 111ZM119 112V111H118ZM142 112V111H141ZM144 112V111H143ZM209 112V111H208ZM20 113H21V111H20ZM31 113H33L34 114V112H31ZM30 113V114H31ZM57 113V112H56ZM56 113H54L55 115H56ZM97 113V112H96ZM95 113V114H96ZM114 113V112H113ZM125 113V114H126ZM139 113V112H138ZM10 114H12V113H10ZM29 114V113H28ZM30 114H29V116H30ZM41 114V115H42ZM46 114V113H45ZM61 114V113H60ZM99 114V113H98ZM98 114H96V116L98 115ZM102 113H100L99 115H101ZM111 114V113H110ZM118 114V113H117ZM141 114V113H140ZM144 114H145V112H144ZM144 114L142 115V117L144 116ZM20 115V114H19ZM23 115H21V116H23ZM37 115L39 116L40 115V112L38 111V114H36V116L34 115V117H37ZM59 115V114H58ZM62 115H64V114H62ZM68 115H71V114H68ZM104 115V114H103ZM103 115H101L98 119H96L95 121H94V123H95V126H93V127H95V128H97V134L99 135V138H101V136H103L104 135V128H106L107 129V127H101V125H100V123H101V121H100V119H102L101 117L103 116ZM146 115V114H145ZM148 115H150V114H148ZM209 115H207L208 117H209ZM11 116V115H10ZM17 116V115H16ZM16 116H15V118H16ZM26 116V115H25ZM24 116V117H25ZM28 116V115H27ZM44 115H42L41 116V118L43 117ZM66 116V115H65ZM108 116V115H107ZM126 115H124L123 117H125ZM13 117V116H12ZM24 117H23V119H24ZM31 117V116H30ZM78 116H76V114H72L71 115V118H72V120L74 121V120H76L77 121V118ZM79 117H80V115H79ZM95 117V116H94ZM105 117V116H104ZM132 117V116H131ZM154 116H152V118H153ZM2 118H4V117H2ZM2 118L0 119V120H2ZM15 118H14V120H15ZM19 118V117H18ZM33 118V117H32ZM41 118H39V120L41 119ZM51 118V117H50ZM49 118V119H50ZM67 117H65V119H66ZM117 118V117H116ZM120 118V117H119ZM119 118H117V119H119ZM139 118H141L140 116H139ZM145 118V117H144ZM144 118H143V120H144ZM13 118H11V120H12ZM26 119H28V117H26ZM48 119V118H47ZM69 119V122H70V118H68ZM94 119V118H93ZM110 119V118H109ZM122 119H124V118H121V121H122ZM17 120V119H16ZM28 120H31V118H29ZM35 120H37V118H35L34 119V121ZM71 120V121H72ZM104 120H106V119H104ZM131 120V119H130ZM129 120V121H130ZM137 120H139V119H137ZM143 120H142V122H141V120H140V122H141V126L139 127L140 128V131H142V133H144V134H146L147 133V126H146V124L143 122ZM147 120V119H146ZM158 120V119H157ZM208 120V119H207ZM218 120V121H219ZM2 121H4V120H2ZM22 121V120H21ZM45 121V120H44ZM43 121V122H44ZM47 121H49V120H47ZM52 121V120H51ZM72 121V122H73ZM78 121H80L79 119H78ZM102 121H103V119H102ZM107 122H108V119L106 120ZM105 121V122H106ZM117 121V120H116ZM125 121V120H124ZM132 121V120H131ZM152 121V120H151ZM160 121V122H161ZM210 121V120H209ZM213 121V120H212ZM248 121H251V122H254V124L253 125H250L249 126V123L247 124V122ZM20 122V121H19ZM31 122H33V120H31ZM46 122V121H45ZM103 123V125L105 124V126L106 125H108L107 123ZM113 122V121H112ZM120 122V121H119ZM127 122V121H126ZM147 122V121H146ZM161 122V123H162ZM211 122V121H210ZM217 122V121H216ZM250 122V123H251ZM1 123V122H0ZM4 123V122H3ZM15 123H16V121H15ZM23 123H26L25 121H22V123H20L21 125L23 124ZM41 123V122H40ZM71 123V122H70ZM74 123H76V122H74ZM82 123V122H81ZM117 124H118V122H116ZM121 123V122H120ZM131 123V122H130ZM129 123V124H130ZM142 123H143V125H142ZM161 123H160V125H161ZM214 123V122H213ZM218 123V122H217ZM217 123H215V124H217ZM235 123V124H236ZM68 124V123H67ZM82 125L83 127L85 126V125ZM137 124V123H136ZM151 124V123H150ZM167 124V125H168ZM215 124H212L211 123V126L213 125H215ZM219 123H218V125H220ZM23 125H25V124H23ZM58 125V124H57ZM70 125V124H69ZM72 125V124H71ZM90 125V124H89ZM111 125V124H110ZM123 125V124H122ZM121 125V126H122ZM139 125V124H138ZM165 125V124H164ZM191 125V124H190ZM205 125V124H204ZM234 125V124H233ZM5 126H7V125H5ZM11 126H13V125H11ZM15 126V125H14ZM20 126V125H19ZM26 126H28V125H26ZM29 126H30V123H29ZM76 126V125H75ZM202 126V125H201ZM221 126V125H220ZM228 126V125H227ZM21 127V126H20ZM33 127V126H32ZM34 127H36V124L34 125ZM53 127V126H52ZM70 127H72V126H70ZM86 127V126H85ZM91 127L92 126H90V129H91ZM113 127H114V125H113ZM136 127V126H135ZM172 127V126H171ZM205 127H206V125H205ZM208 127V126H207ZM222 127V126H221ZM220 127V128H221ZM236 127V126H235ZM11 128H13V127H11ZM11 128H10V130H11ZM23 128V127H22ZM47 128V127H46ZM59 128V127H58ZM57 128V129H58ZM79 128V127H78ZM87 128V127H86ZM86 128H85V131L84 132H87L86 131ZM116 128V130H117V126L115 127ZM137 128V127H136ZM157 128V127H156ZM166 128V127H165ZM223 128V127H222ZM226 128H228V127H226ZM6 129V128H5ZM9 129V128H8ZM37 129V128H36ZM44 129V128H43ZM48 129H51V128H48ZM54 129H56V126L54 127ZM61 129V128H60ZM88 129H89V126H88ZM87 129V130H88ZM110 129H111V126H110ZM120 129V128H119ZM163 129V128H162ZM167 129V128H166ZM170 129V128H169ZM168 129V130H169ZM178 129V128H177ZM209 129V128H208ZM211 129V128H210ZM209 129V130H210ZM212 129H213V127H212ZM218 129V133L220 132L221 133V131H223V130H220L219 131V128H217ZM14 130H16V128L14 127ZM22 130V129H21ZM29 129H27V131H28ZM33 131H34V129H32ZM62 130H63V128H62ZM66 130V129H65ZM80 130V129H79ZM92 130V129H91ZM108 130H109V125H108ZM108 130H107V132H108ZM133 130V129H132ZM132 130H130V131H132ZM154 130V129H153ZM153 130H152V132H153ZM174 131H175V129H173ZM183 130H185V129H183ZM203 130V129H202ZM207 130V129H206ZM53 131V130H52ZM76 131H77V129H76ZM81 131V133H82V130H80ZM79 131V132H80ZM89 131V130H88ZM93 131V130H92ZM92 131H90L89 133H91ZM94 131H95V129H94ZM106 131V130H105ZM135 131V130H134ZM134 131H133V133H134ZM136 131H137V129H136ZM151 130H149V132H150ZM157 131V130H156ZM163 131V130H162ZM230 131V130H229ZM8 132V131H7ZM15 132V131H14ZM21 133H23L22 131H20ZM30 132V131H29ZM41 132H45V130L44 131H41ZM64 132V131H63ZM78 132V133H79ZM111 132V131H110ZM113 132V131H112ZM117 132V131H116ZM119 132V131H118ZM125 132V131H124ZM139 132V131H138ZM148 132V133H149ZM155 132V131H154ZM153 132V133H154ZM158 132V131H157ZM164 132V131H163ZM172 132V131H171ZM178 133H179V131H177ZM176 132V133H177ZM185 132V131H184ZM184 132H182V133H184ZM191 132V131H190ZM197 132V131H196ZM210 132V131H209ZM217 132V131H216ZM16 133H17V131H16ZM26 133H28V132H25V135H26ZM37 133V132H36ZM52 133V132H51ZM61 133V132H60ZM65 133V132H64ZM89 133H88V135H89ZM93 133V132H92ZM132 133V132H131ZM200 133V132H199ZM199 133H198V135H199ZM226 133V132H225ZM225 133H224V135H225ZM228 133V132H227ZM230 133V132H229ZM232 133V132H231ZM7 134V133H6ZM13 134V133H12ZM20 134V133H19ZM29 134V133H28ZM27 134V135H28ZM42 134V133H41ZM70 134V133H69ZM84 134V133H83ZM111 134H113V133H111ZM116 134V133H115ZM118 134V133H117ZM138 134V133H137ZM141 134V133H140ZM151 134V133H150ZM167 134V133H166ZM169 134H170V132H169ZM174 134H175V132H174ZM185 134H186V132H185ZM185 134H177V139H176V141H179V143H181L182 145H183V147L185 146L186 148H187V146L189 147V144L191 143V142H193V143H191V144H194V146L195 145H197V146H195V147H198V143L199 142H197V141H200L199 139L201 138V143L203 142V140L205 141V139H203L205 136H203V135H201V136H203V138L202 137H200L199 136V139H195V138H197V137H193L194 136V133H193V139L190 137V138H188L187 139V136H185ZM201 134V133H200ZM205 134V133H204ZM216 133H214L213 135H215ZM244 134V135H245ZM249 134V135H248ZM18 135V134H17ZM33 135V134H32ZM31 135V136H32ZM36 135V134H35ZM49 135V134H48ZM59 135V134H58ZM86 135H87V133H86ZM93 135H95V133H93ZM121 135V134H120ZM142 135V134H141ZM140 135V137H142ZM163 135H164V133H163ZM162 135V136H163ZM171 135V134H170ZM187 135H189V133L187 134ZM192 135V134H191ZM197 134H196V136H198ZM219 135V134H218ZM31 136H29L28 138H27V136H26V138L28 139V140H30V137ZM47 136V135H46ZM78 136H79V134H78ZM80 136H83V135H80ZM91 136V135H90ZM96 136V135H95ZM104 136H108V138H107V140L109 139L110 140V138H109V135H104ZM103 136V137H104ZM110 136H112V135H110ZM125 136H126V134H125ZM127 136H129V135H127ZM134 136V135H133ZM139 136V135H138ZM145 136V138H146V136H147V134L146 135H144ZM149 136V135H148ZM162 136H161V134L160 133H155V134H152L151 135V137H152V143L151 144H153V145H161V141H162ZM165 136H167V135H165ZM174 136V135H173ZM176 136V135H175ZM209 137L211 136L210 135V133H209V135H208ZM208 136H207V134H206V137L205 138H208ZM226 136V135H225ZM246 136V137H247ZM34 137V136H33ZM53 137H54V135H53ZM66 137H68V136H66ZM77 137V136H76ZM92 137V136H91ZM97 138H98V136H96ZM96 137H94L93 139L95 140V138ZM121 137H123V136H121ZM130 137V136H129ZM215 137H216V135H215ZM215 137H213L212 136V139L213 138H215ZM221 137V136H220ZM231 137V136H230ZM18 138V137H17ZM35 138H36V136H35ZM43 138H45L44 136H43ZM77 138H79V137H77ZM84 138V137H83ZM89 138V137H88ZM88 138H86V139H88ZM98 138V139H99ZM116 138V137H115ZM119 138H120V136H119ZM118 138V139H119ZM153 138L156 140H154L153 141ZM168 139H169V136L167 137ZM176 138V137H175ZM221 138H223V136L221 137ZM225 138H227V137H225ZM224 138V139H225ZM229 138V137H228ZM233 138H232V140H233ZM19 139V138H18ZM39 139H40V137H39ZM48 139L49 138H47L46 137V140L48 141ZM98 139H96V141L98 140ZM104 139V138H103ZM102 139V140H103ZM117 139V140H118ZM142 139H143V137H142ZM173 139V138H172ZM190 139V140H189ZM211 139V138H210ZM212 139L210 140L211 141V143H212ZM230 139V138H229ZM243 139V140H244ZM17 140V139H16ZM21 140V139H20ZM19 140V141H20ZM25 140V139H24ZM43 140V139H42ZM51 140H53V139H51ZM67 140V139H66ZM69 140V139H68ZM73 140V139H72ZM90 140H92V138L90 139ZM93 140V142H95ZM100 141H101V139H99ZM98 140V141H99ZM105 140V139H104ZM129 140H130V138H129ZM132 140V139H131ZM130 140V141H131ZM141 140V139H140ZM146 140V139H145ZM165 140H167V139H165ZM214 140V139H213ZM217 140V139H216ZM4 142H5V139L3 140ZM23 141V140H22ZM40 141V140H39ZM45 141V140H44ZM79 141V140H78ZM86 141V140H85ZM98 141H97V143H98ZM100 141H99V143H100ZM121 141V140H120ZM123 141V140H122ZM127 141V140H126ZM133 141V144H135L134 143V140H132ZM150 141V142H151ZM175 141V142H176ZM208 141H209V139H208ZM250 141H252V142H250ZM3 142V143H4ZM21 142V141H20ZM31 142H32V140H31ZM33 142H34V139H33ZM41 142V141H40ZM102 142V141H101ZM104 142V141H103ZM129 141H127V142H125V143H128ZM144 142V141H143ZM147 142H149V138H148V141ZM156 142V144H154ZM190 142V143H189ZM214 142H215V140L213 141V144H214ZM225 142V141H224ZM223 142V143H224ZM230 142H228V143H230ZM9 143V142H8ZM11 143V142H10ZM8 144V145H12V143L11 144ZM18 143V142H17ZM29 143H30V141H29ZM45 143V142H44ZM48 143V142H47ZM50 143V142H49ZM55 143V142H54ZM53 143V144H54ZM92 143V142H91ZM96 143V142H95ZM106 143H108L107 141H106ZM119 143V142H118ZM124 143V144H125ZM131 143V142H130ZM209 143V142H208ZM219 143V142H218ZM218 143H217V145H218ZM249 143H253L254 144V146L255 147H252V146H250L249 145ZM13 144H16V143H13ZM31 144V143H30ZM34 144H35V142H34ZM52 144V145H53ZM103 144V143H102ZM119 144H121V143H119ZM118 144V145H119ZM129 144V143H128ZM132 144V143H131ZM133 144H132V146H133ZM138 144V143H137ZM150 144V143H149ZM178 144V143H177ZM176 144V145H177ZM190 144V145H191ZM200 144V143H199ZM207 144V143H206ZM210 144V143H209ZM1 145V144H0ZM22 145V144H21ZM36 145H38L37 144V142H36ZM51 145V144H50ZM89 145V144H88ZM91 145V144H90ZM126 145V144H125ZM141 145V144H140ZM147 145V144H146ZM153 145H152V147H153ZM168 145H170V144H168ZM182 145H178V147H181ZM201 146L202 145H204V143H202V144H200ZM199 145V146H200ZM226 145H227V141H226ZM231 145V144H230ZM232 145V146H233ZM236 145V146H237ZM242 145V144H241ZM244 145V144H243ZM247 144H245V146H246ZM20 146V144L18 145V147ZM23 146V145H22ZM28 146V145H27ZM30 146V145H29ZM39 146V145H38ZM42 146V145H41ZM44 146V145H43ZM45 146H47V145H45ZM48 146H49V144H48ZM87 146V145H86ZM100 146V145H99ZM98 146V147H99ZM105 146V145H104ZM113 146V145H112ZM114 146H115V144H114ZM114 146L112 147V148H114ZM117 146V145H116ZM139 146V145H138ZM137 146V147H138ZM145 146V145H144ZM143 146V147H144ZM149 146H151V145H149ZM172 146V145H171ZM211 144H210V149H212L211 148ZM215 146H216V144H215ZM220 146V145H219ZM231 146V147H232ZM235 146V147H236ZM245 146H240L238 149V151L237 152H233V150H235V148L232 150V153H234V155L236 156V158L235 159H230V157L228 156V154L227 155H222L219 159V163H218V165H217V168H215L216 170V173L214 172V171H212V173L214 172L215 174H212L210 171L212 170H210L209 172H210V174H208L207 172H206V168L204 167L202 170H200L199 169V167H201L202 168V166H205V165H209L210 164V158H208V155H207V157H205V155H206V153L208 152L209 153V151H210V149H208L209 151H205L206 150V148L204 147V151H202V149L203 148H201L200 147V151L201 152H205V155H204V153H203V155H200L199 153H200V151L198 152L197 150H195V151H193L194 153V161L195 162H191V160L189 161L188 159H186V162H188L189 161V163L191 164L190 165V168L188 167V169H184L183 170V172H181V169H180V167H178V166H176V168H177V172L178 173H181L182 175H184V176H188V175H190L193 171H196L197 169H199L200 171L198 172V174H197V180H203V178H205L206 177V179H207V176L209 175L210 177H212L213 175H216L217 173L221 176V175H223L224 177H225V179H224V181L226 182V184H218V183H215L214 185H215V187H216V185L218 184V186L219 185H221V188L222 187H224V189H227V187H228V189H230L231 188V190L233 191V192H237V191H243V190H247V191H249V190H252V192L253 191H255V190H259L260 191V193H262L263 195H264V187H260V189H259V186H257V184H256V178L257 177H260V178H262L263 180H264V161L262 162L261 161V163H256L257 161H255V165L256 166H254V162H250V163H247V160H246V157H245V153H247V152H245ZM14 147V146H13ZM15 147H16V145H15ZM40 147V146H39ZM140 147V146H139ZM162 147V146H161ZM209 147V146H208ZM225 147V146H224ZM234 147V146H233ZM242 147V148H241ZM1 148V147H0ZM22 148V147H21ZM23 148H24V146H23ZM30 148H32L31 146H30ZM35 148V147H34ZM44 148V147H43ZM46 148V147H45ZM50 148V147H49ZM59 148V147H58ZM61 148V147H60ZM95 148V147H94ZM102 148V147H101ZM112 148H110V150L112 149ZM120 148V147H119ZM118 148V149H119ZM135 148V147H134ZM141 148V147H140ZM139 148V149H140ZM191 148H193V147H191ZM216 148V147H215ZM220 148V147H219ZM223 148V147H222ZM228 148V147H227ZM241 148V149H240ZM257 148H255V150L257 149ZM263 148H260V149H263ZM5 148L3 147V150H4ZM55 149V151H57L56 150V148H54ZM67 149V148H66ZM131 149V148H130ZM142 149V148H141ZM148 150L150 149V148H147ZM152 149H154V148H152ZM179 149V148H178ZM190 149V148H189ZM224 149V148H223ZM248 149V150H249ZM6 150V149H5ZM5 150H4V152H5ZM12 150H14V149H12ZM20 150V149H19ZM29 150V149H28ZM35 150H37V149H35ZM62 150V149H61ZM65 150V149H64ZM68 150V149H67ZM70 150V149H69ZM122 150V149H121ZM144 150V149H143ZM180 150V149H179ZM184 150V149H183ZM182 150V151H183ZM192 150V149H191ZM213 150H215V149H213ZM221 150V149H220ZM230 149H229V151H231ZM236 150H237V148H236ZM38 151V150H37ZM102 151V150H101ZM119 151V150H118ZM126 151H127V149H126ZM140 152L142 151V150H139ZM150 151V150H149ZM164 151V150H163ZM168 151H169V149H168ZM190 151V150H189ZM224 151H225V149H224ZM224 151H222V153L224 152ZM229 151L227 152V150H226V152L227 153H229ZM254 151V150H253ZM14 152V151H13ZM16 152H17V150H16ZM24 152H26V149H25V151ZM61 152V151H60ZM71 152V151H70ZM85 152V151H84ZM100 152V151H99ZM106 152V151H105ZM111 152V151H110ZM125 152V151H124ZM135 152V151H134ZM133 152V153H134ZM145 153H146V151H144ZM153 152V151H152ZM156 152H157V149H156ZM156 152H154V153H156ZM164 152H166V151H164ZM176 152V151H175ZM213 152V151H212ZM211 151H210V153L211 154H213ZM214 152H217L216 150L214 151ZM249 152H252V151H249ZM249 152H248V154H249ZM102 153V152H101ZM114 153V152H113ZM125 153H127V152H125ZM131 153V152H130ZM132 153V154H133ZM137 153V152H136ZM136 153H134V154H136ZM139 153V152H138ZM144 153V154H145ZM177 153V152H176ZM179 153V152H178ZM177 153V154H178ZM185 153V152H184ZM218 153V152H217ZM231 153V152H230ZM7 154V153H6ZM29 155L28 156H30L31 154L30 153H28ZM58 154V153H57ZM64 154V153H63ZM62 154V155H63ZM75 154H76V152H75ZM78 154V153H77ZM82 154V153H81ZM86 154V153H85ZM95 154V153H94ZM106 154V153H105ZM121 154H122V152H121ZM148 154V153H147ZM158 154V153H157ZM163 154V153H162ZM171 154V156H172V153H170ZM183 154V153H182ZM182 154H179V157L181 156V158L183 157L184 158V156L182 155ZM210 154V155H211ZM253 154H254V152H253ZM8 155V154H7ZM54 155V154H53ZM92 155V154H91ZM123 155V154H122ZM136 155H138V154H136ZM167 155H169V153H167ZM167 155H166V157H167ZM185 155V154H184ZM210 155H209V157H210ZM250 155V154H249ZM3 156V155H2ZM6 156V155H5ZM105 156V155H104ZM116 156H117V154H116ZM124 156V155H123ZM145 156V155H144ZM214 156V155H213ZM216 156H218V155H216ZM215 156V157H216ZM219 156H220V154H219ZM218 156V157H219ZM9 157V156H8ZM27 157V156H26ZM34 157V156H33ZM37 157V156H36ZM41 157V156H40ZM92 157V156H91ZM114 158L113 156H112V154H111V156L109 157V158ZM118 157V156H117ZM157 157L159 158L160 156L159 155H157ZM164 157V156H163ZM162 157V158H163ZM177 157V156H176ZM185 157H187V154H186V156ZM189 157V156H188ZM234 157V156H233ZM251 157V156H250ZM70 159H71V157H69ZM88 158V157H87ZM93 158V157H92ZM99 158V157H98ZM168 158H170L169 156H168ZM178 158V157H177ZM192 158V157H191ZM190 157H189V159H191ZM197 158V159H196ZM212 158V157H211ZM253 158H255V157H253ZM50 159V158H49ZM54 159V158H53ZM69 159V160H70ZM86 159V158H85ZM99 159H101V158H99ZM128 159V158H127ZM129 159H131V157L129 158ZM161 159V158H160ZM159 159V161L161 162V164H169L166 160L164 161V160H160ZM165 159V158H164ZM196 159V160H195ZM216 160L218 159V158H215ZM248 159H249V156H248ZM19 160V159H18ZM36 160V159H35ZM34 160V161H35ZM93 160V159H92ZM96 160V159H95ZM120 160H121V158H120ZM123 160V159H122ZM125 160V159H124ZM172 160V159H171ZM170 160V161H171ZM183 160V159H182ZM184 160H185V158H184ZM33 161V160H32ZM40 162H41V160H39ZM63 161H65V160H63ZM63 161H61V162H57V163H50L48 166V168H49V170H51V171H55V173L56 172H58L57 174H59V175H56L55 174V176L57 177V176H59V180H57L58 182H57V189H55L54 191H56V190H58L61 194V199H60V196L58 197L57 195H56V192H54L53 194L54 195H56L58 198H59V200L62 202V199H64L63 200V202L64 203H67V202H75V200L77 201V203L79 202L80 203V200H77L78 198H80L81 197V193L82 194H84L82 191H81V193H79L78 194V189H79V186H80V188H81V186L82 185H77L76 186V184H75V179L77 180V177L81 174V175H83L82 174V172L83 173H86V171H84L86 168V166L84 165V164H86V162L83 164L82 163V165H84L83 167L85 168V169H82L81 168V163L80 164H78V165H81V166H77V164H75V165H73L71 162H63ZM70 161H72L73 162V160L71 159ZM94 161V160H93ZM114 161V160H113ZM125 161H127V160H125ZM123 162L122 164H126V162ZM81 162V161H80ZM84 162V161H83ZM91 162V161H90ZM101 162V161H100ZM134 162V161H133ZM259 162V161H258ZM33 163V162H32ZM49 163V162H48ZM38 164H40V163H38ZM43 164V163H42ZM41 164V165H42ZM93 164V163H92ZM91 164V165H92ZM95 164V163H94ZM107 164V163H106ZM111 164V166H112V163H110ZM110 164H108V165H110ZM146 164V163H145ZM30 165V164H29ZM44 165V164H43ZM45 165H47V164H45ZM88 165V164H87ZM189 165V164H188ZM32 166H34V165H32ZM40 166V165H39ZM89 166V165H88ZM110 166V167H111ZM113 166H116V165H113ZM138 166V165H137ZM213 166V165H212ZM259 166H260V168H259ZM38 167V166H37ZM103 167H106V165L105 166H103ZM109 167V168H110ZM129 167V166H128ZM156 167V166H155ZM253 167V168H252ZM254 167H258L259 168V170L257 171V169L256 168H254ZM30 168L32 169V167L30 166ZM43 168V167H42ZM114 167H112V169H113ZM119 168V167H118ZM163 168V167H162ZM213 168V167H212ZM88 169V168H87ZM86 169V170H87ZM107 169V168H106ZM111 169V168H110ZM111 169V170H112ZM115 169V168H114ZM142 169V168H141ZM214 169V168H213ZM251 169L253 170V173L255 174V173H258L259 174V176H256V177H254V176H251V174L250 173H252V172H250L251 171ZM256 169V170H255ZM48 170V169H47ZM102 170L104 171V169L102 168ZM101 170V171H102ZM176 170V169H175ZM207 170H208V168H207ZM46 171V170H45ZM101 171H98V172H101ZM108 171V170H107ZM128 171V170H127ZM150 171V170H149ZM154 171V170H153ZM166 171V170H165ZM173 171V170H172ZM42 172H43V170H42ZM42 172H40L41 173V175L42 174H44V172L42 173ZM47 172H50V171H47ZM47 172H45V174L47 173ZM97 172V171H96ZM106 172V171H105ZM112 172V171H111ZM115 172V171H114ZM113 172V173H114ZM103 173V172H102ZM101 173V174H102ZM130 173V172H129ZM153 173V172H152ZM50 174V173H49ZM52 174V173H51ZM95 174V173H94ZM104 174V173H103ZM108 174H110L109 172H108ZM112 174V173H111ZM111 174H110V176H111ZM138 174V173H137ZM150 174V173H149ZM164 174V173H163ZM173 174H175V173H173ZM180 174V175H181ZM208 174V175H207ZM258 174H256V175H258ZM37 175H39V174H37ZM48 175V174H47ZM80 175V176H81ZM93 175V174H92ZM113 175V174H112ZM116 175V174H115ZM145 175V174H144ZM160 175H162V174H160ZM196 175V174H195ZM23 176V175H22ZM26 176V175H25ZM28 176V175H27ZM44 176V175H43ZM99 176H102V175H99ZM106 176V175H105ZM114 176V175H113ZM149 176V175H148ZM167 176V175H166ZM170 176V175H169ZM208 176V177H209ZM24 177V176H23ZM38 177V176H37ZM47 177V176H46ZM52 177V176H51ZM55 177V178H56ZM103 177V176H102ZM109 177V176H108ZM123 177V176H122ZM133 177V176H132ZM140 177V176H139ZM144 177V176H143ZM152 177V176H151ZM175 177V176H174ZM215 177V176H214ZM213 177V178H214ZM223 177V178H224ZM19 178H21V177H19ZM18 178V179H19ZM25 178V177H24ZM42 178V177H41ZM44 178V177H43ZM53 178H54V176H53ZM83 178V177H82ZM94 178H96V176H94ZM98 178V177H97ZM104 178H107V177H104ZM159 178V177H158ZM195 178V177H194ZM219 178V177H218ZM1 179V178H0ZM79 179V178H78ZM81 179V178H80ZM91 179H92V177H91ZM90 179V180H91ZM110 179V178H109ZM135 179V178H134ZM152 179V178H151ZM150 179V180H151ZM155 179V178H154ZM220 179V178H219ZM218 179V180H219ZM26 180V179H25ZM36 180V179H35ZM42 180V179H41ZM55 179H53V181H54ZM105 180V179H104ZM122 180V179H121ZM132 180V179H131ZM137 180V179H136ZM146 180V179H145ZM156 180V179H155ZM211 180V179H210ZM19 181V180H18ZM95 181V180H94ZM101 181V180H100ZM119 181V180H118ZM123 181V180H122ZM128 181V180H127ZM139 181V180H138ZM196 181V180H195ZM215 181V180H214ZM38 182H40V180L38 181ZM42 182V181H41ZM40 182V183H41ZM78 182V181H77ZM76 182V183H77ZM85 182H86V180H85ZM84 182V183H85ZM96 182V181H95ZM102 182H103V180H102ZM121 182V181H120ZM129 182V181H128ZM135 181H133V183H134ZM148 182V181H147ZM171 182V181H170ZM187 182V181H186ZM198 182V181H197ZM200 182V181H199ZM202 182V181H201ZM203 182H205V179L203 180ZM209 182H212V181H209ZM216 182V181H215ZM219 182V181H218ZM222 182V181H221ZM224 182V183H225ZM54 183L56 184V181H54ZM81 183V182H80ZM88 184V186H90L91 184H89V182H87ZM94 183V182H93ZM92 183V184H93ZM100 183V182H99ZM124 183V181L122 182V184ZM125 183H127V182H125ZM124 183V184H125ZM130 183V182H129ZM132 183V184H133ZM138 183V182H137ZM140 183V182H139ZM144 184H145V181L143 182ZM79 184V183H78ZM86 184V183H85ZM85 184H84V186H85ZM96 184V183H95ZM121 184V183H120ZM120 185V186H123V185ZM128 184V183H127ZM127 184H125L123 187H122V189L120 190L121 192H122V196L120 197V203H118L119 205H117V206H119L120 207V209H118V211L117 212H119V215H120V213L121 214H129L128 216H130V217H132V219L133 220H130V221H135L137 224H135L136 226L139 224V226L141 225V227H142V230H144V231H146L147 230V233H148V230H151L153 227H156L157 226V222H160V218L158 217V214H159V210L157 209V208H160V207H156V206H158V205H156L155 207H156V209L154 208V209H151L152 207L149 205V203H145V202H142V203H145V205H147L144 209H142V206L141 205H143V204H141L140 206H141V209H139V208H137L136 207V205H138L137 204V202L135 201L136 199V196H135V198H134V196H133V194H132V190H129L128 188H129V186H131V185H129V186H127ZM200 184V183H199ZM202 184V183H201ZM38 185V184H37ZM40 185V184H39ZM45 185H47V184H45ZM45 185H44V188H45ZM86 185V186H87ZM98 185V184H97ZM138 185H141V184H138ZM148 185V184H147ZM161 185V184H160ZM180 185V184H179ZM196 185V184H195ZM212 185V184H211ZM210 184H205L204 186H202V185H200V186H202V188H201V193L202 192H204V191H206L210 186H211ZM214 185H213V187H214ZM42 186V185H41ZM48 186V185H47ZM101 186H103V185H101ZM143 186V185H142ZM151 186V185H150ZM150 186H148V187H150ZM184 186V185H183ZM191 186V185H190ZM218 186H217V188H218ZM226 186V187H225ZM48 187H50V188H54V187H56L55 185H54V187H51V186H48ZM116 187V186H115ZM119 187V186H118ZM169 187V186H168ZM172 187V186H171ZM193 187H195V186H193ZM197 187V186H196ZM196 187H195V189H196ZM212 187V186H211ZM220 187V186H219ZM47 188V187H46ZM87 188V187H86ZM101 188V187H100ZM136 188H140V186H136ZM136 188H135V190H136ZM161 188H163V187H161ZM173 188V187H172ZM172 188H171V190H172ZM180 188V187H179ZM189 188V187H188ZM192 188V187H191ZM40 189H42L41 187H40ZM131 189V188H130ZM134 189V188H133ZM157 189V188H156ZM164 189V188H163ZM212 189V188H211ZM215 189V188H214ZM78 190V191H77ZM82 190V189H81ZM89 190V189H88ZM97 190H98V188H97ZM96 190V191H97ZM114 190V189H113ZM119 190H117V191H119ZM145 190H148V189H145ZM175 190V189H174ZM192 190V189H191ZM191 190H189V191H191ZM84 191V190H83ZM86 192H87V190H85ZM92 191V190H91ZM116 191V192H117ZM134 191V190H133ZM156 191V190H155ZM158 191V190H157ZM186 191V190H185ZM188 191V192H189ZM227 191V190H226ZM80 192V191H79ZM93 192H95V191H93ZM142 192V191H141ZM148 193H149V191H147ZM154 192V191H153ZM193 192V191H192ZM196 192V191H195ZM215 192V191H214ZM231 192V191H230ZM233 192H231V193H233ZM251 192V191H250ZM251 192V193H252ZM258 192V191H257ZM92 193V192H91ZM91 193H89V194H91ZM113 193V192H112ZM118 193V192H117ZM116 193V194H117ZM120 193V192H119ZM134 193H135V191H134ZM137 193H139V192H137ZM151 193V192H150ZM155 193V192H154ZM169 193V192H168ZM174 193V192H173ZM179 193V195H180V192H178ZM243 193V192H242ZM245 193V192H244ZM30 194V193H29ZM93 194V193H92ZM94 194H96V193H94ZM157 194V193H156ZM159 194V193H158ZM162 194V193H161ZM161 194H159V195H161ZM176 194V193H175ZM183 194H184V192H183ZM194 194H196V193H194ZM247 194V193H246ZM252 194H254V193H252ZM27 195V194H26ZM53 195V196H54ZM59 195V194H58ZM86 195V194H85ZM119 195V194H118ZM139 195V194H138ZM137 195V196H138ZM140 195H142L141 193H140ZM147 195V194H146ZM146 195H145V197H146ZM167 194H165V196H166ZM185 195V194H184ZM184 195H183V198H185L184 197ZM200 195V194H199ZM237 195H239V194H237ZM258 195V194H257ZM83 196V195H82ZM117 196V195H116ZM120 196V195H119ZM149 196V195H148ZM148 196H147V198H148ZM169 196V195H168ZM170 196H172V195H170ZM189 196H192V195H189ZM194 196V195H193ZM193 196H192V198H193ZM196 196H198V194L197 195H195V197H194V199L196 198ZM244 196V195H243ZM253 196V195H252ZM251 196V197H252ZM47 197H49V196H47ZM85 197V196H84ZM94 197V196H93ZM142 197V196H141ZM162 197V196H161ZM214 197V196H213ZM240 197H242V194H241V196ZM246 197V196H245ZM249 197V196H248ZM259 197V196H258ZM50 198V197H49ZM49 198H47V202L50 200ZM82 198V197H81ZM89 198V197H88ZM110 198V197H109ZM114 198V197H113ZM138 198V197H137ZM144 198V197H143ZM143 198H140L141 199V201H142V199ZM164 198V197H163ZM166 198V197H165ZM170 198V197H169ZM173 198V197H172ZM176 198V197H175ZM211 198H212V196H211ZM247 198V197H246ZM253 198V197H252ZM43 199V198H42ZM52 199H54L53 197H52ZM86 199V198H85ZM91 199V198H90ZM112 199V198H111ZM146 199V198H145ZM155 199V198H154ZM189 199V198H188ZM199 199V198H198ZM257 199V198H256ZM15 200V199H14ZM55 200H57V199H55ZM83 200H84V198H83ZM115 200H117V199H115ZM139 200V199H138ZM185 200H187V199H185ZM185 200H183V203H181V204H184V201ZM196 200V199H195ZM11 201H13V200H11ZM67 201V202H66ZM94 201V200H93ZM103 201V200H102ZM110 201H112V200H110ZM143 201H144V199H143ZM146 201H148L149 202V199H146ZM157 201V200H156ZM175 201V200H174ZM189 202H190V200H188ZM199 201H200V203H201V205L202 206H204V207H207V206H209L210 205V202L211 201H209V199L206 197V194L205 195H203V194H201L200 195V199H199ZM3 202H5V201H3ZM2 202V203H3ZM6 202H8V201H6ZM18 202H20V201H18ZM39 202H40V200H39ZM43 202H46V201H42V203ZM73 202V203H74ZM82 202V201H81ZM87 202H89V201H86V203ZM91 202V201H90ZM138 202H140V201H138ZM152 202V201H151ZM193 202V201H192ZM1 203V202H0ZM73 203H71L72 205H73ZM76 203V204H77ZM85 203V202H84ZM92 203V202H91ZM114 203H116V202H114ZM113 203V204H114ZM141 203V202H140ZM158 203V202H157ZM162 203H163V201H162ZM177 203V202H176ZM175 203V204H176ZM187 203V202H186ZM264 203V202H263ZM4 204V203H3ZM45 204V206H46V203H44ZM75 204V203H74ZM89 204V203H88ZM108 205L110 204L111 205V203H107ZM117 204V203H116ZM174 204V205H175ZM193 204V203H192ZM239 204V203H238ZM252 204V203H251ZM256 204H258V203H256ZM68 205V204H67ZM78 205H80V204H78ZM85 205V204H84ZM110 205H109V207H110ZM145 205H143V206H145ZM151 205H153L152 203H151ZM160 205V204H159ZM170 205V204H169ZM172 205V204H171ZM178 205V204H177ZM180 205V204H179ZM188 205V204H187ZM197 205V204H196ZM69 206V205H68ZM113 206V205H112ZM116 206V205H115ZM116 206V207H117ZM139 206V205H138ZM139 206V207H140ZM167 206V205H166ZM182 206V205H181ZM185 206V205H184ZM192 206V205H191ZM201 206V207H202ZM210 206H212V204L210 205ZM257 206V205H256ZM258 206H259V204H258ZM262 206V205H261ZM261 206H259V207H261ZM50 207V206H49ZM75 207V206H74ZM88 207V206H87ZM108 207V206H107ZM107 207L104 209L103 208V210H106L107 209ZM108 207V208H109ZM114 207V206H113ZM113 207H111V208H109V210L111 209L112 210V208ZM163 207V206H162ZM172 207V206H171ZM183 207V206H182ZM186 207V206H185ZM188 207V206H187ZM186 207V208H187ZM77 208H78V206H77ZM80 208V207H79ZM84 208V207H83ZM102 208V207H101ZM115 208V207H114ZM179 208V207H178ZM181 208V207H180ZM15 209H17V210H19L21 213H20V217H21V221H22V219L24 220V219H26V212H28V211H26L25 212V210L23 209V207H21L19 204H17L16 202L15 203H8V204H6V205H0V230L1 229H11V230H13V229H16L17 227H16V224H15V221L13 220V216L11 215L14 211H15ZM27 209V208H26ZM47 209H50V208H48L47 207ZM52 210H53V208H51ZM50 209V210H51ZM74 209H76V208H74ZM82 209V208H81ZM168 209V208H167ZM172 209H173V207H172ZM190 209V208H189ZM50 210H48V211H50ZM71 210V209H70ZM102 210V209H101ZM114 210V209H113ZM113 210L111 211V213L113 212ZM117 210V209H116ZM116 210H114V211H116ZM161 210V209H160ZM164 210V209H163ZM169 210V209H168ZM168 210H165V211H168ZM174 210V209H173ZM182 210V209H181ZM72 211H73V209H72ZM79 211V209L77 210V212ZM91 211V210H90ZM183 211V210H182ZM195 211V210H194ZM200 211V210H199ZM257 211H258V209H257ZM262 211V210H261ZM261 211L259 212V213H261ZM32 212V211H31ZM54 212H55V210H54ZM74 212V211H73ZM76 211H75V213H77ZM80 212V211H79ZM106 212V211H105ZM108 212V211H107ZM161 212H163V211H161ZM172 214H173V212L172 211H170ZM179 212V211H178ZM188 212V211H187ZM186 212V213H187ZM204 212V211H203ZM51 213H52V211H51ZM72 213V212H71ZM70 213V214H71ZM115 213V212H114ZM108 214L109 216H105V219L107 220V223H108V226L110 227L109 229H115L114 231V241L116 240V245H117V247H109V246H107V247H103V245L101 246V244H98L99 243V241L100 240H97V242L98 243H96L95 242V238L94 237H96V234H97V228L96 227H93L92 228V230H89L88 228H85V230L83 231L84 232V234L86 235V234H92V237L91 238H89L90 240H91V245L93 244V243H96L97 245H95V247H94V250H97V251H106L105 252V255H106V259L105 260H109V262L107 263V261H106V263L105 264H155V262L154 261H152V259H151V256L149 257L148 255H146V254H144V255H142V252H141V254H139V255H141L142 257L141 258H139V259H131V258H129L128 256H129V254H130V256H131V253H130V248L131 247H129V250L127 249V247L125 248V247H122V245H121V241H119V239H123L124 240V238L122 237V234H120L121 235V237L120 236H117L118 234H116V232H119V231H116L117 229H118V227L116 226V219L119 217H116L117 215H115V214ZM167 213V212H166ZM169 213V212H168ZM167 213V214H168ZM190 213V212H189ZM196 213V212H195ZM207 213H208V211H207ZM230 213V212H229ZM228 213V214H229ZM239 213V212H238ZM15 214V213H14ZM13 214V215H14ZM54 214V213H53ZM124 214V215H125ZM162 214V213H161ZM257 214H258V212H257ZM256 214V215H257ZM263 214V213H262ZM19 215V214H18ZM28 215H29V213H28ZM47 215V214H46ZM178 215V214H177ZM188 215V214H187ZM202 215V214H201ZM209 216H210V213L208 214ZM207 215V217H209ZM264 215V214H263ZM15 216V215H14ZM17 216V215H16ZM73 216H74V214H73ZM92 216V215H91ZM99 216V215H98ZM101 216V215H100ZM127 216V217H128ZM160 216V215H159ZM163 216V215H162ZM165 216V215H164ZM189 216V215H188ZM186 217L187 219L189 218V217ZM193 216H195V215H193ZM204 216H206V215H204ZM251 216V215H250ZM29 217H30V215H29ZM42 217V216H41ZM45 217H48V216H45ZM45 217H44V219H45ZM61 217V216H60ZM71 217V216H70ZM88 217V216H87ZM97 217V216H96ZM101 217H104V215H102ZM116 217V218H115ZM125 217H126V215H125ZM170 217H172V216H170ZM178 217V216H177ZM198 217V216H197ZM260 217V216H259ZM43 218V217H42ZM90 218V217H89ZM95 218V217H94ZM93 218V219H94ZM98 218H100V217H98ZM129 218V217H128ZM127 218V219H128ZM184 218V217H183ZM182 218V219H183ZM192 218V217H191ZM191 218H190V220H191ZM199 218V217H198ZM257 218V217H256ZM20 219V218H19ZM38 219V218H37ZM40 220H41V218H39ZM47 219V218H46ZM56 219H57V216H56ZM56 219L54 220V221H56ZM58 219H59V216H58ZM91 219V218H90ZM97 219V218H96ZM102 219V218H101ZM119 219H121V217L119 218ZM124 219V218H123ZM162 219V218H161ZM166 219V218H165ZM164 219V220H165ZM169 219V218H168ZM172 219H174V218H172ZM175 219H179V218H176L175 217ZM194 219V218H193ZM203 219V218H202ZM206 219V218H205ZM209 218H207V220H208ZM212 219V218H211ZM262 219V218H261ZM27 220H29L28 218H27ZM49 220V219H48ZM52 220V219H51ZM62 220V219H61ZM71 220V219H70ZM73 220V219H72ZM81 220V219H80ZM118 220V219H117ZM163 220V219H162ZM180 220V219H179ZM184 220V219H183ZM186 220V219H185ZM31 221V220H30ZM45 221V220H44ZM58 221V220H57ZM60 221V220H59ZM96 221V220H95ZM105 221V220H104ZM204 221V220H203ZM254 221V220H253ZM256 221V220H255ZM32 222V221H31ZM63 222V221H62ZM69 222V221H68ZM135 222H133V224L135 223ZM162 222V221H161ZM175 222V221H174ZM194 222V221H193ZM200 222V221H199ZM205 222V221H204ZM207 222V221H206ZM247 222H248V220H247ZM256 222H258V221H256ZM26 223V222H25ZM29 223V222H28ZM55 223V222H54ZM64 223H65V221H64ZM87 223H89L88 221H87ZM86 223V224H87ZM104 223V222H103ZM126 223V222H125ZM179 223V222H178ZM254 223V222H253ZM263 223H264V219H263ZM45 224H46V222H45ZM50 225L51 224V222H49V223H47V225ZM53 224V223H52ZM51 224V225H52ZM92 224H93V221H92ZM118 224V223H117ZM121 224H123V223H121ZM164 224V223H163ZM171 224V223H170ZM251 224V223H250ZM24 225V224H23ZM26 225V224H25ZM33 225V224H32ZM34 225H35V222H34ZM50 225V226H51ZM54 226H55V224H53ZM74 225V224H73ZM88 225V224H87ZM86 225V226H87ZM90 225V224H89ZM107 225V224H106ZM120 225V224H119ZM128 225V224H127ZM130 225V224H129ZM131 225H132V223H131ZM156 225V226H155ZM167 225V224H166ZM165 225V226H166ZM173 225V224H172ZM176 225H178V224H176ZM49 226V229L51 228ZM105 226V225H104ZM115 226L117 227V229L115 228ZM159 226H164V225H162V224H160ZM20 227V226H19ZM91 227V226H90ZM89 227V228H90ZM99 227V226H98ZM107 227V226H106ZM121 227V226H120ZM123 227V226H122ZM121 227V228H122ZM124 227H126V225H124ZM122 228V229H127V228ZM132 227H134L133 225H132ZM138 227V226H137ZM251 227V226H250ZM22 228V227H21ZM83 228V227H82ZM102 228H103V226H102ZM120 228V229H121ZM159 228V227H158ZM19 229V228H18ZM43 229H45V228H43ZM71 229V228H70ZM79 229V228H78ZM100 229V228H99ZM108 229V228H107ZM132 229H134V228H132ZM154 229V228H153ZM164 229V228H163ZM166 229V228H165ZM176 229V228H175ZM248 229V228H247ZM251 229V230H250ZM254 229V228H253ZM83 230V229H82ZM102 230V229H101ZM136 230H137V228H136ZM159 230H161V229H159ZM169 230V229H168ZM262 230V229H261ZM113 231V230H112ZM121 231V230H120ZM123 231V230H122ZM127 231H128V229H127ZM130 231V230H129ZM128 231V232H129ZM131 231H133V230H131ZM134 231H135V229H134ZM153 231V230H152ZM156 231V230H155ZM171 231V230H170ZM248 231V230H247ZM249 231H251V234L253 235V234H255L256 233V231H257V229L255 230L254 229V231L252 230V227L251 228H249ZM248 231V232H249ZM258 231H259V229H258ZM50 232V231H49ZM81 232V231H80ZM124 232V231H123ZM150 232V231H149ZM163 232V231H162ZM165 232V231H164ZM261 232V231H260ZM61 233V232H60ZM59 233V234H60ZM107 233H108V230H107ZM122 233V232H121ZM132 233V232H131ZM137 233H138V231H137ZM139 233H142V231H140ZM145 233V232H144ZM151 233V232H150ZM167 233V232H166ZM263 233V232H262ZM40 234V233H39ZM79 234V233H78ZM112 234H113V232H112ZM111 234V236H113ZM135 234H136V232H135ZM143 234V233H142ZM154 234H155V232H154ZM163 234V233H162ZM168 234V233H167ZM173 234V233H172ZM250 234V233H249ZM250 234V235H251ZM257 234H259V233H257ZM264 234V233H263ZM37 235H38V233H37ZM40 235H43L42 233L40 234ZM39 235V236H40ZM65 235V234H64ZM63 235V236H64ZM80 235H82V234H80ZM123 235H125V232H124V234ZM131 235V234H130ZM141 235V234H140ZM147 235V234H146ZM156 235V234H155ZM158 235V234H157ZM239 235V234H238ZM240 235H242V234H240ZM251 235V236H252ZM1 236V235H0ZM44 236V235H43ZM48 236V235H47ZM62 236V235H61ZM107 236V235H106ZM126 236V235H125ZM128 236V235H127ZM145 236V235H144ZM143 236V237H144ZM4 237V236H3ZM66 237H68L67 235H66ZM87 237V236H86ZM108 237H109V235H108ZM133 236H131L130 238H132ZM140 237H142V236H140ZM149 237V236H148ZM147 237V238H148ZM239 237H241V236H239ZM239 237H237L235 234H233V232L231 233V238H230V241L232 240V241H243L244 242V244H245V248H247L248 249V251L251 253L250 254V257L251 258H249V259H247V260H245V258H244V260H243V255L242 254H244V253H241V252H236V254H238V256H236V257H231V259H228V260H225V261H223L222 260V262H224L225 264H261L263 261H264V241H259V242H257V243H255V244H253L252 243V241H250L248 238H239ZM248 237V236H247ZM256 237V236H255ZM33 237H31V239H32ZM64 238V237H63ZM78 238H80V237H78ZM77 237H76V241H77V239H78ZM102 238V237H101ZM112 238V237H111ZM118 238V239H117ZM127 238V237H126ZM129 238V239H130ZM136 238V237H135ZM134 238V239H135ZM154 238V237H153ZM254 238V237H253ZM41 239V238H40ZM51 239H52V237H51ZM69 239V238H68ZM83 239V238H82ZM107 239H110V238H107ZM129 239H127V240H129ZM137 239V238H136ZM138 239H139V237H138ZM137 239V240H138ZM45 240V239H44ZM71 240V242H72V239H70ZM74 240H75V238L73 239V242H74ZM112 240V239H111ZM131 240V239H130ZM136 240V241H137ZM144 239H140L139 241H141L140 242V244L142 245V241H143ZM147 240V239H146ZM28 241H29V239H28ZM33 241V240H32ZM38 241V240H37ZM42 241V240H41ZM75 241V242H76ZM136 241H133V239H132V242H133V244L135 245H133L130 241V243L132 244V246H134L135 248H138L139 246H136V245H139V244H137V242ZM229 241V242H230ZM46 242H47V240H46ZM69 242V241H68ZM79 242V241H78ZM78 242H77V244H78ZM87 242V241H86ZM101 242V241H100ZM128 242V243H129ZM242 242V243H243ZM1 243H2V241H0V264H9L8 263V257H6L5 256V248H3L2 246H4V244L2 243V245H1ZM48 243V242H47ZM55 243V242H54ZM80 243V242H79ZM90 243V242H89ZM102 243V242H101ZM113 243V242H112ZM123 243H125V242H123ZM136 243V244H135ZM150 243V242H149ZM169 243V242H168ZM49 244V243H48ZM58 244H59V242H58ZM150 244H152L153 245V243H150ZM170 244V243H169ZM172 244V243H171ZM211 244V243H210ZM227 244V243H226ZM90 245V244H89ZM93 245V246H94ZM121 245V246H120ZM124 245V244H123ZM130 245V244H129ZM144 245V244H143ZM165 245V244H164ZM50 246V245H49ZM71 246V248H72V244L70 245V243H69V246H68V248H66L65 249V251L63 252V253H60L58 250H55L54 249V251L53 252H51V254L50 255H45L46 253L44 252V250L42 251L41 250V253H40V255H38V256H36V258L35 259H32V260H30V261H28V262H26V263H24V264H49V263H56V264H63V263H66V262H64L65 261V259L67 258V257H69L70 255L68 254L69 253V251H70V247ZM76 247H77V245H75ZM113 246V245H112ZM124 246H126V245H124ZM209 246V245H208ZM220 246H222V245H220ZM4 247H6V245L4 246ZM47 247V246H46ZM143 247V246H142ZM158 247V246H157ZM173 247V246H172ZM176 247V246H175ZM210 247V246H209ZM45 248V247H44ZM146 248V247H145ZM152 249H153V247H151ZM174 248V247H173ZM177 248V247H176ZM176 248H174V249H176ZM215 248V247H214ZM134 249V248H133ZM140 249V247L138 248V250ZM161 249V248H160ZM203 249V248H202ZM86 250V252H90V253H85L84 252V254H81V256H80V261H81V263H83V262H86V264L87 263H93L94 264V262L92 261V259H95V261L97 260V256L99 255V253L97 252V251H94L95 252V254L92 252V250L91 249H85ZM118 250V251H117ZM137 250V251H138ZM141 250V249H140ZM140 250H139V252H140ZM144 250V249H143ZM142 250V251H143ZM146 250V249H145ZM158 250H159V248H158ZM165 250V249H164ZM223 250V249H222ZM236 250V249H235ZM16 251V250H15ZM14 251V252H15ZM36 251V250H35ZM135 251V250H134ZM133 251V252H134ZM136 251V252H137ZM148 251H149V249H148ZM153 251V250H152ZM197 251V250H196ZM201 251V250H200ZM212 251V250H211ZM231 251H232V249H231ZM29 252V251H28ZM31 252H33V251H31ZM104 252H102V253H104ZM132 252V251H131ZM160 252H164V251H156V252H153V253H156V256L158 257V254H161ZM199 252V251H198ZM205 252V251H204ZM30 253V252H29ZM28 253V254H29ZM101 253V254H102ZM135 253V252H134ZM145 253V252H144ZM152 253V254H153ZM170 253V252H169ZM173 253V252H172ZM178 253V252H177ZM202 253H203V251H202ZM206 253V252H205ZM213 253V252H212ZM215 253V252H214ZM233 253V252H232ZM241 253V254H240ZM253 253H255L254 254V256H252V254ZM183 254V253H182ZM192 254V253H191ZM197 255H198V253H196ZM219 254H221V253H219ZM231 254V253H230ZM234 254V253H233ZM24 255V254H23ZM36 255V254H35ZM34 255V256H35ZM162 255V254H161ZM161 255H160V257H161ZM166 255V254H165ZM164 255V260H165V262H166V264H167V262H169L168 264H176L177 263V261H170L169 259L170 258H166V256ZM169 255V254H168ZM180 255V254H179ZM185 255V254H184ZM193 255V254H192ZM200 255V254H199ZM207 255V254H206ZM205 255V256H206ZM214 255V254H213ZM100 256V255H99ZM99 256H98V259H99ZM101 256H104V254L103 255H101ZM138 256V255H137ZM172 256H173V254H172ZM171 256V257H172ZM180 256H182V255H180ZM210 257L212 256V254L211 255H209ZM220 256V255H219ZM223 256V255H222ZM226 256V255H225ZM77 257V256H76ZM107 257L109 258V259H107ZM136 257V256H135ZM162 257H163V255H162ZM161 257V258H162ZM169 257V256H168ZM176 257V256H175ZM175 257H173L174 259H175ZM188 257V256H187ZM192 256H190V258H191ZM193 257H195V256H193ZM202 257V256H201ZM227 257V256H226ZM241 257H242V259H241ZM7 260H6V259ZM11 258V257H10ZM13 258V257H12ZM159 258V257H158ZM158 258H156V259H158ZM179 258V257H178ZM184 259H185V257H183ZM189 258V257H188ZM198 258V257H197ZM196 258V259H197ZM203 258V257H202ZM205 258H207V257H205ZM218 258V257H217ZM220 258H221V256H220ZM224 258V257H223ZM69 259H70V257H69ZM68 258L66 259L67 260V262H68V260H69ZM101 259V258H100ZM99 259V260H100ZM172 259V258H171ZM173 259V260H174ZM176 259H177V257H176ZM175 259V260H176ZM180 259V258H179ZM187 259V258H186ZM192 259V258H191ZM191 259H189L190 260V262H191ZM210 259V258H209ZM214 259V258H213ZM227 259V258H226ZM240 259H241V261H240ZM15 260V259H14ZM76 260V259H75ZM99 260H97L96 262H98V264H100V261ZM103 260V259H102ZM163 260V259H162ZM163 260V261H164ZM193 260V259H192ZM220 260V259H219ZM11 261H13V260H11ZM16 261V260H15ZM91 261V262H90ZM158 261V260H157ZM179 261V260H178ZM194 261V260H193ZM198 261V260H197ZM200 262H201V260H199ZM207 261V260H206ZM212 261V260H211ZM221 261V260H220ZM70 262H71V260H70ZM74 262V261H73ZM95 262V264H97ZM103 262V261H102ZM102 262H101V264H102ZM203 263H205L204 261H202ZM214 261H212V263H213ZM216 262H218V261H216ZM75 263V262H74ZM78 263V262H77ZM76 263V264H77ZM80 263V264H81ZM179 263L180 264H191V263H188L187 262V260H186V262H184L183 260L182 261H179ZM197 263V262H196ZM221 263V262H220ZM11 264H12V262H11ZM15 264V263H14ZM17 264V263H16ZM20 264V263H19ZM67 264V263H66ZM73 264V263H72ZM79 264V263H78ZM84 264V263H83ZM104 264V263H103ZM157 264V263H156ZM161 264V263H160ZM164 264V263H163ZM194 264H195V262H194ZM199 264H201V263H199ZM219 264V263H218Z\"/></svg>", "mask_w": 264, "mask_h": 264}, {"label": "flooded vegetation", "instance_id": "flooded-vegetation-1", "mask_svg": "<svg viewBox=\"0 0 264 264\" xmlns=\"http://www.w3.org/2000/svg\"><path fill=\"white\" fill-rule=\"evenodd\" d=\"M111 74H113V72H111ZM211 148L212 149H210V147H209L208 149H210V151L211 152L213 151L212 153H214V150H213L214 147H211ZM214 198H216V197H214ZM179 204L181 207V208H179V216L182 218L184 217L183 218L184 220L180 219L178 221L179 223L178 222L172 223L174 226L173 228L174 229L176 228L175 232H172L173 234L171 232H167V233H171L172 235H176L175 241L158 242L156 244L153 243V245L150 246L148 249L152 253L159 251V250L168 252V254H169L168 256H172V254H173L172 257H175V256L177 258L179 257L180 259H183L184 262H186V260H187V262H190L189 259L192 258L194 260L193 261L191 259L192 263L197 262V263H201V264H207V263H210L212 261H214V262L218 261V262H216V264H218L220 262V260L222 261L224 259L223 261H225V260L231 259L232 256L233 257L238 256V254H236V252H239L238 248L240 247L239 245H241V243L240 242L230 243L229 241L231 238V233L233 232V234H235V233L247 234L249 231V228H251L249 223H247V221H246L247 217H249V215H256V213L259 211V210L257 211L256 208L247 209V208L242 207L238 210L233 211V210H230L229 207H221V208L217 207L218 210H217V212H215L213 214L214 216L212 217V216L208 215L209 217H207V214L203 211L201 212V210L195 211L196 212L195 213V212H192L191 209H188L184 206L182 207L181 203H178V205ZM194 209H198V207H194ZM189 211L192 213H189ZM193 215H195V216H193ZM204 215H206V216H204ZM187 216L189 217L188 219L186 218ZM190 218H191V220H190ZM207 218H209V219L207 220ZM176 224H178V225H176ZM167 225H170V224H167ZM216 243H222L223 244L222 246L218 247L219 249L224 248L223 253L219 254L218 252H215L214 247H216ZM172 246L174 248H176V247L177 248L174 249ZM151 247H153V249ZM158 248H159V250H158ZM231 249H232V251H231ZM233 250H234V254L232 253ZM202 251H203V253H202ZM196 253H198V255ZM179 254L182 256H180ZM211 254H212V256L210 257L209 255H211ZM153 255H156V253H153ZM158 255H160V254H158ZM219 255L221 256V258ZM190 256H192V257L190 258ZM193 256H195V257H193ZM183 257H185V259ZM205 257H207V258H205ZM199 260H201V262ZM202 261H204L205 263H203Z\"/></svg>", "mask_w": 264, "mask_h": 264}, {"label": "crops", "instance_id": "crops-1", "mask_svg": "<svg viewBox=\"0 0 264 264\" xmlns=\"http://www.w3.org/2000/svg\"><path fill=\"white\" fill-rule=\"evenodd\" d=\"M219 198V197H218ZM219 205L220 206H222V201L221 200H219ZM230 209H233V208H235L234 206H228ZM221 208V207H220ZM264 209V208H263ZM262 209V211L261 210H259L258 211V214L257 215H249V217H247V219H246V221L248 220V222L247 223H249V225L252 227V230L254 231V229L256 230L257 229V233L258 232H260L261 231V229H263L264 228V223H263V219H264V210ZM261 211V213H259ZM263 213V214H262ZM260 216V217H259ZM257 217V218H256ZM262 218V219H261ZM254 220V221H253ZM258 221V222H256V221ZM254 222V223H253ZM251 223V224H250ZM254 228V229H253ZM258 229H259V231H258ZM251 232H248L247 234H242V235H240L241 233H235V235L237 236V237H239V236H241V237H239V238H248L249 240L251 239ZM239 234V235H238ZM248 236V237H247ZM235 242H240V241H230V243H235Z\"/></svg>", "mask_w": 264, "mask_h": 264}]
</instances>
